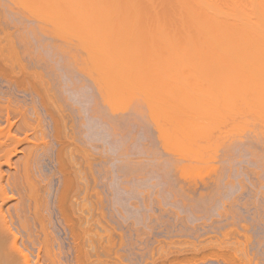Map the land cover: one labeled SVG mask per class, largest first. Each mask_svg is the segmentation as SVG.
Segmentation results:
<instances>
[{"label":"rangeland","instance_id":"374dc122","mask_svg":"<svg viewBox=\"0 0 264 264\" xmlns=\"http://www.w3.org/2000/svg\"><path fill=\"white\" fill-rule=\"evenodd\" d=\"M12 0H0V28H2L4 31H7V32H9V34L10 35H12V36H10L11 37V40L12 39H14L13 41H17V42H19V43H16V45H20V46H18V47H20V49H18L19 50V52L21 53V54H23V55H25V57H23V58H26V56H28L26 59L28 60L29 59V61H32L31 59L32 58H30V56H33L34 54V56H37V55H39L40 56V54H42V57H41V59H40V61L42 62V58H44V60H45V64H47L46 66H40V65H38V66H40L42 69L44 68V70H47V72H48V70H52V72L54 73V70H58V71H55V73L56 72H60V70H62L61 72H63L64 70H66V69H62L61 67H64L62 64H63V60L65 59L63 56H67V54H72L71 52L73 51L72 49H75V51H73V53L75 52V53H78V54H74V56L76 57H80L81 55H82V53H81V51H82V49H83V54H84V56L87 58V55L89 54V55H91L92 53L93 54H96V52L99 50V49H101L100 47L101 46H99V48H97L98 47V45H97V43H96V39H98V41L99 40H102L100 43H102V42H105V41H107V42H109V41H111V42H109L108 44H106L105 46L108 48V49H113L112 48V46H111V43L113 42V46H114V42L116 41V39H118L117 41H116V43H117V45H118V50H116V51H118V52H120L119 51V49H121V52L123 51V50H130V48L131 49H133L131 52L129 51V55H131V57H127V56H129V55H126L125 57H123V55H117L118 56V58H117V56L116 55H114L113 56V58H110L109 59V57L107 56V57H103V58H105V59H107L108 61H110L111 60V62H113L114 60L116 61V62H118L117 64H120V65H118V67L116 66L114 69H118L119 70V67L122 65L121 64V62L124 60L125 61V63H124V61H123V65L124 66H121V69L118 71V70H115V71H112L113 73L114 72H116V71H118L119 72V74L121 75V74H123L125 71H127L128 72V70H129V72L131 71L130 69H132V72L131 73H129V75H130V77L132 76L133 78L132 79H135L136 80V78H138L137 76H136V78L134 77L135 75L133 74V73H135L134 71H133V69L134 70H136L134 67H133V65L134 64H136V65H134V66H137L138 65V63H139V65L141 64L140 62H139V57L142 55V54H140V56H138V54H137V52H140V51H138L137 50V52H133L136 48L135 47H137L138 46V49H141L140 47H139V45H137L136 46V44L137 43H135L134 41H132V39H134V40H138V39H135V38H133V37H136V36H138L137 34L134 36V34L135 33H132L133 31L135 32V31H138V26H139V29L141 30V32L143 31L142 29H141V27L144 29V28H146V33H145V31H144V33L146 34L145 36H147V35H149L148 34V30L149 31H151V29H149V27H150V25H148V26H144L143 27V25L141 26L140 24L138 25V23H134V24H136V25H134L135 26V28H134V30L132 31V30H130V31H132V32H130L129 31V29L128 30H126L127 29V27L125 28V27H123V29H124V32H123V34L124 35H122V33H120V31H118L119 33H117L116 32V30H114V28H117V27H115L114 26V24L112 23H109V24H111V25H109L108 24V27L105 25V27H107L108 29H110V30H108V31H106L107 30V28H105L104 27V25H103V27H101V30L102 31H100V26H99V29H98V34H99V32H101V34H102V32H104L101 36H103V37H101V38H96L97 37V34H95L96 32H93L92 30H94V29H96L95 27H94V29H89V27L90 26H94L95 24H100V23H98V22H101L102 24H103V22H109V18L108 17H110L111 15H113V13H112V11H108L107 12V10H110V9H105V7L104 6H101V7H98V6H96V3L94 4L93 3V1L94 0H89L90 1V4H92V5H90V4H88L89 3V1L88 0H84L85 1V3L87 2V7H84L85 5H83L84 4V1L83 0H80V2H82L83 1V3H79V0H76L80 5V7L78 6V4L77 3H75V6L76 7H79L78 9L75 7V6H71L70 4L72 3V5H74V3H73V1L74 0H71L70 1V3H69V1L68 0H64V3L63 4H65L66 3V1H68L67 3L71 6V8L72 9H70L69 8V11L70 10H73V9H76V10H73V11H71L72 12V14H73V12H74V15H71V12L69 13V11L68 10H66V9H63L62 7H61V5L60 4H62V3H60L59 5H57L58 3H56V7H55V9H57L58 10V8H59V6L64 10V12H61V11H63L61 8H59L60 10H59V13L57 14V10H55L54 11V13L56 12V14L58 15H56L55 14V16H53V17H55V18H57V19H59V20H57V21H59V22H61L60 23V25L61 24H63V25H65L66 23H67V21H69L68 19H65V18H67L68 16L70 17V15H71V18H73V16L75 17L76 15H77V17H75V18H79V17H81V10L82 9H86V11H85V9L84 10H82L83 12H87V13H83V14H86V15H82V20H84V18H85V16H87V18H88V16L90 15L91 16V19H93V15L97 18L98 16H99V10L102 8V9H104V10H102L101 9V13L103 14V13H105L106 12V15H108V16H104L105 14H103V16H100L99 18H97V19H100V20H98V22L96 23L95 21H96V18H95V21H94V19H93V24H92V21H91V19H89V20H87V18L85 19L86 20V22H85V20H84V22L81 20V23H84L83 25H85V28H83L81 25V23L79 24V26L77 25V23L76 24H74V25H72V26H75V25H77L78 27H74L73 29L74 30H72L71 29V27L72 26H70V23L72 22V20H70V22H68L66 25H69L70 26V29H69V26H64V29H65V27H66V29H67V31L68 32H66V30H65V33L67 34V35H70V33H69V31H71V36H67V42H66V34L64 33V36H65V38H63L64 36L63 35H59V34H63L62 33V31H64L63 30V25H61L60 27H62L61 29H60V31L61 32H57V31H55L56 30V28L54 29V27L56 26L57 27V25L55 24L54 26L52 25V27L53 28H51V24H50V22L52 23V24H54V19L51 17L52 16V12H53V9H51V8H49V7H45V8H49V10L51 9V11L52 12H49V11H45L46 9H43L44 7H35V6H37V4L34 6V2H35V0H34V2L33 3H30L31 5L33 4V6H34V8H36V9H40V11L39 10H36L35 12H36V14H38L39 12H41V14L42 15H40L39 17H37L36 16V14H35V12H34V9L32 8L33 6H31V8L29 7L30 6V4L28 3V2H30V0L27 2L26 0V2L29 4V5H27V3L24 1V0H21L22 2H20L21 4H23V3H25L26 5H23V7L25 6V7H28V8H26L27 10H23L24 8H22V7H15V3H16V0H13L12 2H13V4H12V2H11ZM18 1H20V0H18ZM24 1V2H23ZM58 1V0H57ZM60 1V0H59ZM62 1V0H61ZM96 1V0H95ZM97 1H99V0H97ZM96 1V2H97ZM32 2V1H31ZM63 2V1H62ZM92 2V3H91ZM7 3H8V5L10 6V9H9V6H8V9L6 8L7 6H5L4 4H6L7 5ZM66 3V4H67ZM17 4V3H16ZM18 4H19V2H18ZM17 4V5H18ZM21 4H19L20 6H22ZM67 4V5H68ZM5 7H4V6ZM68 5V6H69ZM81 5L84 7H82L81 8ZM92 6L91 8H90V6ZM58 7V8H57ZM64 7V6H63ZM73 7H75V8H73ZM96 7H98L97 9H96V12L94 13V11H95V8ZM15 8V9H14ZM20 8V9H19ZM22 8V9H21ZM30 8V9H29ZM65 8H68V7H66L65 6ZM100 8V9H99ZM7 9V10H6ZM29 9V10H28ZM42 9H43V11H45L46 12V14L47 15H49L48 16V18L46 17V20L44 19L45 18V16H44V13H43V11H42ZM89 9V10H88ZM89 12H88V11ZM6 11V12H5ZM8 11V12H7ZM24 11V12H23ZM34 12V14H31V13H29V12ZM68 11V13L67 14H70V15H66L67 17H62V14H64V13H66ZM80 11V12H79ZM93 13V14H91V12ZM104 11V12H103ZM116 10H114V16H115V18H118V17H116L117 15L118 16H121L122 17V14H120V12H115ZM120 11V10H119ZM23 12V13H22ZM121 12H125V10L124 11H121ZM27 13V14H26ZM49 13V14H48ZM54 13H53V15H54ZM76 13V14H75ZM78 13H80V14H78ZM108 13V14H107ZM117 13H119V14H117ZM125 13H129V12H125ZM26 15V17H24L25 15ZM29 14V15H28ZM30 14H31V16H30ZM61 16H60V15ZM87 14H89V15H87ZM96 14H98V16L96 15ZM127 14H123L124 16L123 17H127ZM133 14V13H132ZM33 15H35L34 16V18H33ZM101 15V14H100ZM151 15H153V13H151ZM43 16V17H42ZM57 16V17H56ZM63 16H65V15H63ZM37 17V19H35ZM40 17H42L41 19H40ZM50 17V18H49ZM101 17H103V18H106V19H108V20H106V19H104L103 20V22L101 21L102 19H101ZM120 17V18H121ZM121 18L122 20L124 19V18ZM154 17V16H153ZM39 18V19H38ZM63 18V20L65 19V20H67V21H65L64 20V22H65V24L62 22V19ZM71 18H69V19H71ZM75 18H73V20H76ZM120 18H118V19H120ZM37 21H41V22H44L43 24H41L40 22H36L35 20ZM53 21H51V20ZM80 19V18H79ZM76 20L77 22H79L80 20ZM18 20H19V22H20V24H19V22H18ZM42 20H44V21H42ZM61 20V21H60ZM45 21H47L46 23H45ZM48 21H50V22H48ZM56 21V23L58 24L59 22H57ZM75 21V22H76ZM33 22H36V23H33ZM88 22H89V24H88ZM91 22V23H90ZM121 22V23H120ZM2 23V24H1ZM16 23H18L19 25V27L17 26V24ZM38 23H39V25H38ZM48 23L50 24V29H51V34L48 32L49 31V27H48ZM74 23V22H73ZM116 23V22H115ZM117 23H120V24H118L117 26H124V23L121 21V20H119V22L117 21ZM123 23V24H122ZM5 24H7L6 26L7 27H5L4 25ZM29 24H30V26H29ZM31 24H34V25H31ZM35 24H37L38 25V27L40 26L41 27V31H42V26H44L45 24L47 25H45V27H47L48 29H46V31H45V29H44V31L45 32H41L40 31V33L41 34H38L39 35V37L38 38H40V35H41V38H40V40H35L34 39V37H33V34H32V32L33 31H35V29H33L34 27H35ZM107 24V23H106ZM259 24H260V22H258V27L259 28H261L260 26H259ZM262 24V26H264L263 25V23H261ZM16 25V26H15ZM27 25V26H26ZM37 25H36V28L38 29V27H37ZM87 25V26H86ZM125 25H127V24H125ZM129 25H132V24H129ZM129 25H127L128 27H129ZM132 25V26H133ZM167 25H169V27L165 30L164 28H166L165 26H166V24H165V26H163L164 28H162L161 29V27L160 26H157L158 28L157 29H155V30H157L158 31V29H159V31L158 32H160L159 34H157V35H160V36H158V38L159 37H161V34H162V32H163V37H167V33L168 32H166L167 30L169 31H171V30H174V29H170L171 28V26H170V24H167ZM9 26V27H8ZM24 26V27H23ZM92 26V27H93ZM111 26H112V28H111ZM133 26V27H134ZM141 26V27H140ZM21 27V28H20ZM28 27L30 28V29H28ZM39 27V28H40ZM68 27V28H67ZM80 27H82V28H80ZM86 27H87V30H89V32L87 31L86 32ZM114 27V28H113ZM160 27V28H159ZM182 26H180V28H181ZM24 28H25V30H24ZM33 30H32V29ZM58 31H59V24H58ZM80 29V31H85V33H81L78 29ZM91 28V27H90ZM130 28V27H129ZM151 28H153L152 27V25H151ZM155 28H156V25H155ZM178 29V27L176 28L178 31H180L181 33L185 30V28H187V27H185V28H183V31H181L182 30V28L181 29ZM263 28V27H262ZM13 29V30H12ZM28 29V30H27ZM37 29H36V31H37ZM54 29V30H53ZM75 29H77V31L75 30ZM104 29V30H103ZM106 29V30H105ZM111 29H113L117 34H119V35H117V38H115V40L113 39V38H111L112 40H110L109 38L110 37H112L113 35L111 34V33H113L114 31L112 30L111 31ZM121 29V31H123L122 30V28H119V29H117V30H120ZM131 29V28H130ZM137 29V30H136ZM163 29H164V31H163ZM11 30H12V32H11ZM16 32H15V31ZM32 30V32H30L31 33V36H30V34H29V31H31ZM48 30V31H47ZM126 30V31H125ZM153 30V32L156 34V32L154 31V29H152ZM261 30V29H260ZM18 31H19V33H18ZM28 31V32H27ZM38 31H39V29H38ZM52 31H54V33H52ZM74 31H76V32H74ZM78 31H79V33H78ZM90 31H92V33L90 32ZM95 31V30H94ZM106 31V32H105ZM130 32L131 34H127V35H125L127 32ZM162 31V32H161ZM169 31V32H170ZM178 31H176V30H174L173 32H176V34H178L179 32ZM189 31V29L188 30H185V32H183L182 34L181 33H179V35H180V38L182 37L183 39H184V37L185 38H188V37H186L188 34H185V33H189L188 32ZM2 31H0V35H2L3 34V32L1 33ZM20 32H22V33H24L23 35H22V33H20ZM48 32V33H47ZM114 32V33H115ZM126 32V33H125ZM140 32V31H139ZM139 32H137L138 34H139ZM140 32V35H141V37L143 36L142 34H143V32L141 33ZM165 32H166V34H165ZM16 33V34H15ZM27 33V35H26V39H21L20 38V36L22 37H24L25 36V34ZM47 35H46V34ZM56 33V34H55ZM75 33L76 34H78V36H77V38L78 37H83V41L81 40V38L79 39V40H81V41H75L76 40V38H74L73 39V34L75 35ZM88 33H90V34H88ZM94 33V34H93ZM106 33H108V34H110V36H108V34H106ZM113 33V34H114ZM153 33V34H154ZM172 33V32H171ZM171 33H168V34H171ZM15 34V35H14ZM21 34V35H20ZM44 36H43V35ZM80 34V35H79ZM86 36H85V35ZM92 34V35H91ZM165 34V35H164ZM174 34V33H173ZM176 34H174V36L176 35ZM17 35V36H16ZM28 35L32 38V40L30 41V37H28ZM50 35V36H49ZM52 35V36H51ZM89 36V39L87 38L88 36ZM90 35H91V37H94L93 38V40H92V38L90 37ZM96 35V36H95ZM105 35H107V39L106 40H103L104 38H106V36ZM115 35V34H114ZM128 35H130V36H128ZM150 35H151V33H150ZM149 35V36H150ZM157 35H156V37H155V35H151L150 36V38H148V37H143V38H141L140 36H139V40L137 41V42H139L138 44H142L144 41H145V43H146V41H147V43H148V41H149V39L151 40V42H153V44L152 45H155V42H156V44H157V40H155V39H157ZM172 35V34H171ZM171 35H169V36H171ZM179 35H178V37H179ZM185 35V36H184ZM3 36V35H2ZM57 36V37H56ZM118 36H124V37H118ZM152 36H154V37H152ZM174 36H171L172 38H174ZM16 37V38H15ZM43 37V38H42ZM53 37V38H52ZM60 37H62L63 39H64V41H63V39L62 38H60ZM68 37H72L71 39L69 38L68 39ZM76 37V36H75ZM85 37H86V40H88V42H89V44H91V45H94L93 46V48H92V46L91 47H87V46H85V42H84V40H85ZM98 37H99V35H98ZM113 37H116V36H113ZM126 37H128L127 39V42L129 41V42H131L130 44H129V42L127 43L128 44V47H129V49H127V48H125L127 45H126V42H125V40H126ZM163 37H161V38H163ZM176 37V36H175ZM177 37V38H178ZM1 38V37H0ZM18 38V39H17ZM59 38V39H58ZM119 38H121V39H123V38H125V40L123 41L122 40V42H121V39H119ZM132 38V39H131ZM141 38V39H140ZM153 38V39H152ZM155 38V39H154ZM168 38V37H167ZM171 38V39H172ZM177 38H174V40H175V42H172V41H174V40H172L171 41V39L168 41V39H166V38H163V41H164V39H166L164 42L166 43V45L169 47V48H167L166 47V49L168 50L169 49V51H170V53L168 54V56H166L167 55V53H165V51L163 52V54L166 56V57H168L167 58V60H166V62H167V66H169V62H170V60H171V56H172V58H175V59H172L171 60V62H170V66H169V69L167 70V71H169L168 72V74H166V73H164L165 71H164V69L166 70V68H168L167 66H166V68L164 67V65H165V63H164V61L163 60H165L166 59V57L164 56V58L162 57V52H160V50H161V48H162V50L165 48L164 46H165V44L161 47V45L164 43H158V45H160V47H158L157 45H155V46H157V47H150V44L148 43H146L147 44V47L149 48L150 47V49L152 48V49H158V48H160V50H155L156 52H155V55L153 56V57H155L156 56V58H154V60L152 59L153 57L152 56H150V53L148 52L147 54H149V57H150V59L149 60H153L154 62L155 61H157V60H155V59H157V57H159L160 55H161V57H159L160 58V60L161 61H157L159 64H160V62H162L163 61V63L162 64H158L157 62V64L155 65L154 63H152V62H150L151 64H149V63H147L146 62V69H148V68H150L149 67V65L151 66V67H155V70H156V66L157 65H159L158 66V68L159 69H161L162 68V70H160L161 72H159L158 70H156L155 71V75H159L158 73H161V75H162V72H163V77H164V79L165 78H168V75L169 76H171V78L173 79V80H175V78H176V76H177V74H176V71L177 70H180V69H187V64H189V63H191V64H189L188 66L191 68V66H193L192 68H195V69H197V71L194 69V70H192L191 69V71H193L194 72V74H192V78H191V76L189 77V74L188 73H190L189 71L188 72H186L187 70H185V72L186 73H184V70H183V74H188V75H184V76H187V77H189L190 79H189V85H188V83H186V82H188V81H186V80H188L187 79V77H184V76H181L182 75V73H180V72H178V74L180 73L181 75V78L183 77L184 79H185V81H184V79H182V80H179L180 79V76H177V78L176 79H178L179 80V82L178 83H180V84H178L176 81H173V80H170L171 78H168L167 80H169L170 82L172 81V85H170L169 83V81L167 82L168 84H169V87L171 86H173L174 84H178L177 86H179L180 85V90H182L183 89V85H181V84H183L184 82V84H186V85H188L189 87V89H190V84H192L193 85V81L192 80H196L195 81V87L196 88H193V87H191L192 89H195V92H193L194 94H193V96L194 95H198V96H196V97H201V93L203 92V94H205V90H207V92H206V95H207V93H208V95H210V93L209 92H214L215 93V91L214 90H216L217 89V91H220L221 93L220 94H222V96L219 94L218 95V97H223L224 98V101H226V100H228V101H230V102H232L231 100H233V102L232 103H234V100H236V98H234L235 96H237V98L239 99L240 98V100L241 101H243L244 103L246 102H248V108H249V102L250 101H255V100H257V101H259L258 102V104L259 103H262L263 104V106H264V100L262 101V99H264V94H262V93H264V91L263 92H261V94H260V92L259 93H257V98L258 99H255L256 97H254V100H253V98H252V100L250 99V101H249V99H247V101L246 100H243L242 98H247V97H245V96H247V95H245L244 97H239V95L238 94H236V93H233L234 91H233V85H236L235 87H236V89H234V90H237V89H239L240 87H238L237 86V84H234V81H236V78H235V76L237 75V70H236V68H234V70L233 69H231L230 67L233 65H235L236 63H232L233 62V58H236L233 54H231V52H229L230 54H231V56H230V54H227V52H224V53H226V54H224V53H221V50L222 49H220L221 48V46L219 45V48H217L218 46V44H216V46L217 47H215V45H213L214 47H215V49L213 48V47H210V48H212V49H214V51L216 50V49H218L217 51H215V52H220L221 53V55L219 54L218 55V53L216 54V56H214L213 58L214 59H220L221 61H222V54H224V56L226 55L228 58H224L223 60H224V62L227 60V59H231L232 61H227L228 63H231L232 65H229L227 62H225V66H223V68L221 67V69H224V70H221V72H218V71H216V70H218V69H212L211 68V70H214L215 72H217V73H221L222 74V76L220 75V76H217V74H215L216 76H215V78L213 77L214 75H212V77L214 78V82H213V78H210L209 77V75H208V73H207V71L209 70V66H206V65H204V66H200L201 64H199L200 62H202V64H206V60H208L209 59V56H213V55H215V53L213 54V52H211V51H213V50H211V51H208V52H204V51H202L201 52V54H206V55H208L207 57H205V56H202L201 54L199 55V56H202L201 58L202 59H204V60H202L200 57L197 59V57L196 56H198V55H196L197 54V52H200V50L198 51V49L196 48V47H194V43H197L196 41L193 43V42H190V41H192V40H190L189 39V42H190V44H188V43H186V42H188V41H186L185 39V43L186 44H183V47H182V45L180 46L179 45V47H178V43L179 42H177L178 40H177ZM180 38H179V41H180ZM199 38V37H198ZM41 39H43V40H41ZM46 39V41L45 42H48V43H45L44 45L45 46H47V49L45 48V46L43 45V43H44V40ZM54 39V40H53ZM73 39V40H72ZM92 41H94V39H95V41L93 42V44H92V42H91V40ZM144 39H148V40H143ZM196 39V38H195ZM22 40V41H21ZM24 40V41H23ZM26 40H28V42L26 41ZM53 40V41H52ZM57 40V41H56ZM59 40V41H58ZM69 40H72L73 41V44H71V43H69L68 41ZM140 40H141V42H140ZM197 40V39H196ZM30 41V42H29ZM36 41V42H35ZM40 41V42H39ZM66 42V43H59V42ZM72 41H70V42H72ZM74 41L75 42H82V45H83V43H84V45L83 46H85L84 48L81 46V47H79V45H77V43H76V46L78 47V48H80V49H78V48H76V47H74V48H72L74 45H75V43H74ZM162 40L160 39L159 40V42H161ZM203 40H201L200 41V39H199V42L198 43H200V42H202ZM260 41H262V40H260ZM260 41H259V39H258V41H257V44L256 43H253V46H254V48H253V50L255 49V51L256 50H258V49H260L261 50V46L262 45H264V43H260ZM21 42V43H20ZM24 42H25V44H24ZM35 42V46L36 47H39L38 49L36 48V47H34V45H32V46H30V45H28V43L30 44H33ZM41 43L42 42V45L41 44H37V43ZM53 42V43H52ZM56 42L57 43H59V45L60 46H58V44H56ZM87 42V41H86ZM120 42V43H119ZM125 42V43H124ZM135 44H134V43ZM167 42H171L170 44H168ZM177 42V46H176V44H174V43H176ZM259 42V43H258ZM3 43H4V40H3ZM71 44V46L69 45V44ZM97 45L96 47H95V44ZM99 43V44H100ZM116 43H115V46H116ZM123 43H124V45L125 46H123ZM181 44H182V42H180ZM192 43V44H191ZM245 43H247V44H249L250 42H242V44H245ZM22 44V45H21ZM46 44H48V45H46ZM52 44V45H51ZM64 44H66L65 46H64ZM87 45H88V43H86ZM121 44V46L123 47H121L120 48V45ZM132 44H134V46L135 47H133L132 46ZM201 44H203V43H201ZM201 44H196V46L197 45H200L201 46ZM246 44V46L245 47H247L248 45ZM260 44V45H259ZM262 44V45H261ZM24 45V46H23ZM55 45H57V46H55ZM67 45H69V46H67ZM80 45H81V43H80ZM101 45V44H100ZM108 45V46H107ZM145 45V44H144ZM149 45V46H148ZM171 45H173V46H176V49H177V47H178V49H177V51L176 50H174V49H170L171 47L173 48V46H171ZM188 45H190V46H187ZM249 45H251V43L249 44ZM258 45V46H257ZM51 46V47H50ZM55 46V47H54ZM62 46V47H61ZM67 46V47H66ZM90 46V45H89ZM102 46H103V43H102ZM141 46V45H140ZM259 47V48H257V47ZM25 47V49H23ZM27 47V48H26ZM32 47V48H31ZM34 47V48H33ZM56 49V51L54 50V48ZM86 47H87V49H90V48H92V50H94L93 52H91L90 50H86ZM106 47H104V49L106 48ZM143 47H146V46H143ZM182 47V48H181ZM192 47L195 49H197L196 50V53L194 52V50H192L191 52H190V50H189V53H188V55L191 53L192 55H189L188 56V58H190L191 56H195L194 58L193 57H191L190 58V60H188V58H187V55H185V53H187V52H184L183 50L184 49H186L185 51H188V49L187 48H191L192 49ZM251 46H249V48H250ZM58 48L60 49V50H64V52H65V54H64V52H60L59 50H58ZM62 48V49H61ZM66 48H71V50H69V52H67L68 51V49L67 50H65ZM135 48V49H134ZM179 48H181L182 50H180ZM209 48V49H210ZM31 49H33L32 51H31ZM54 51H53V50ZM76 49H78V50H76ZM97 49V50H96ZM123 49V50H122ZM203 49H205V51H206V49H207V47H205L204 45H203V48H202V50ZM244 49H246V48H244ZM252 49V48H251ZM264 46H263V48H262V50L259 52V55H260V57H262V59H264V54L262 55V53H264ZM22 50V51H21ZM30 50V51H29ZM46 50H48V51H46ZM49 50L51 51V52H56V53H51V52H49ZM57 50H58V52H57ZM89 51V53L88 54H86V52L84 53V51ZM103 50V49H102ZM107 50V49H106ZM114 50V49H113ZM144 50V52L146 51L145 49H143ZM149 50V49H148ZM154 50H152V52L154 51ZM161 50V51H162ZM208 50V49H207ZM253 50H248V51H244L245 52V54H249L248 56H250V54L251 55H253V54H255L254 53V51ZM36 51V52H35ZM76 51H78V52H76ZM80 51V52H79ZM99 51H101V50H99ZM105 51V50H104ZM109 51V50H108ZM107 51V52H108ZM142 51V50H141ZM169 51H166V52H169ZM176 52V54H175V52ZM180 51V52H179ZM252 51H253V54H252ZM259 51V50H258ZM258 51H256L257 53H256V55H253V56H256L255 58L252 56H250L251 58H254V61H255V59H256V65L258 64L260 67H261V63L263 62V65H264V61L261 59V58H259V59H261V60H259L258 59V57H259V55L257 56V54H258ZM263 51V52H262ZM24 52V53H23ZM26 52V53H25ZM32 52V53H31ZM95 52V53H94ZM101 52H103V51H101ZM100 52V53H101ZM110 52H113V51H110ZM125 52V51H124ZM144 52H142V53H144ZM160 52V53H159ZM174 52V53H173ZM183 52V53H182ZM209 52H211V54L209 53ZM247 52H249V53H247ZM31 53V54H30ZM36 53H38L37 55H36ZM63 54V55H60V54ZM80 53V54H79ZM100 53H98L97 52V54L94 56V58H93V56H92V58L94 59H92V58H90V59H92V62L94 61H96V63L98 62V65H101V64H103L104 65V67H103V65L102 66H100V67H98L97 66V64H95L94 62V64L98 67V69L100 68L101 70L100 71H102V67H103V69H105V70H103V72L105 71V73L106 74H110V75H108L109 76V79L111 80V82L113 83V86L115 87V85H116V78L114 77L115 75H117V74H115V75H113V73L111 72V68H113L112 66H111V64H113V63H111L110 64V62H108L107 60H105V62L104 61H101V58H102V56L103 55H100ZM133 53H136L137 55H133ZM158 55H157V54ZM177 53L178 54H180L181 55V57L183 56L182 54H184L185 56H183V58H185L186 60H188V61H190V62H188V61H186V60H184L183 62H182V60L181 59H183V58H179L178 56V58L177 57H174V55H177ZM193 53L195 54V55H193ZM261 53V54H260ZM28 54V55H27ZM30 54V55H29ZM45 54V55H44ZM50 54H51V57L53 56V54H54V56L52 57V58H49L50 57ZM86 54V55H85ZM103 54V53H102ZM147 54H146V57H147ZM152 54V53H151ZM160 54V55H159ZM210 54V55H209ZM73 55V54H72ZM97 55H99V57L97 56ZM109 55V54H108ZM169 55H170V57H169ZM217 55L218 56H221V57H219V58H216L217 57ZM229 55V56H228ZM262 55V56H261ZM60 56H62V57H60ZM68 56H70V55H68ZM83 56V55H82ZM82 56H81V58H82ZM101 56V57H100ZM119 56L120 57H122V58H124V59H122V58H120L119 59ZM135 56H138V58L137 59H139L138 61H137V59L135 58L134 59V57ZM143 56H144V54H143ZM55 57V58H54ZM152 57V58H151ZM245 57V56H244ZM99 58H100V60H99ZM102 58V59H103ZM117 58V59H116ZM128 58V59H127ZM130 58H131V60H133V61H131L130 60ZM142 58H144V57H142ZM159 58H158V60H159ZM210 58H212V57H210ZM247 59H249V57H246ZM26 59H24V61L26 60ZM47 59H48V62H52L51 64L50 63H48L47 62ZM51 59H53V61L51 60ZM89 59V60H90ZM97 59V60H96ZM119 59V61H117ZM126 59V60H125ZM177 59L178 60H181V61H177ZM197 59V61H195V60ZM246 59V60H247ZM257 59H258V62H257ZM26 60V61H27ZM43 60V61H44ZM100 62H99V61ZM104 60V59H103ZM113 60V61H112ZM127 60H130L131 62H134V63H131L130 61H127ZM137 61L136 63H135V61ZM144 60V59H143ZM142 60V61H143ZM148 60V59H147ZM147 60H145V61H147ZM193 60V61H192ZM199 60H201V61H199ZM211 61L213 60V59H210ZM210 60L208 61V63L210 64V65H212L211 64V62H210ZM23 61V62H24ZM29 61H27L28 63H26V62H24V63H26V64H30V66H27V67H30V71H31V68L34 66V65H32V64H34V63H30ZM57 61V62H56ZM107 61V62H106ZM141 61V62H142ZM144 61V62H145ZM169 61V62H168ZM203 61H205L204 63H203ZM216 61V60H215ZM252 60L250 59L249 60V62H251ZM254 61H252V62H254ZM260 61H262L261 63H260ZM127 62V63H126ZM129 62L131 63L130 65H129ZM174 62V63H173ZM176 62V63H175ZM177 62H180V63H177ZM182 62V63H181ZM185 62L187 63L185 66L186 67H184V64H185ZM192 62H196V64H194L193 65V63ZM197 62H199V63H197ZM216 62H218V61H216ZM247 62V61H246ZM249 62H247V63H249ZM42 63H39V64H42ZM55 63H57V66H56V64ZM58 63H60V64H58ZM62 63V64H61ZM101 63V64H100ZM105 63H106V65H105ZM107 63H109V65L111 66V67H109L108 68V66H107ZM213 63H214V60H213ZM222 63V62H221ZM220 62H218V64H221ZM147 64H149L148 66H147ZM172 64H174V65H172ZM181 65V68H180V65ZM198 64H199V67H198ZM215 64V63H214ZM214 64H213V66H214ZM240 64V63H239ZM239 64H237V65H239ZM261 64V65H260ZM36 65V64H35ZM50 65H52V67H50ZM54 65V66H53ZM59 65V66H58ZM62 65V66H61ZM113 65V66H114ZM128 65H129V67H128ZM138 65V67H139V70H142V71H144V65H143V62H142V67H140ZM217 65V64H216ZM227 65H229V66H227ZM236 65V66H237ZM249 65V64H248ZM262 65V66H263ZM5 66H7V64L5 65ZM10 65H8V67H9ZM32 66V67H31ZM48 66V67H47ZM173 66V67H172ZM179 66V67H178ZM195 66V67H194ZM222 66V65H221ZM227 66V67H226ZM235 66V67H236ZM8 67H6V68H8ZM15 67H18V66H15ZM15 67H13V68H15ZM35 67H37V65L35 66ZM46 67V68H45ZM57 67H58V69H57ZM122 67H125V69L124 68H122ZM131 67V68H130ZM133 67V68H132ZM148 67V68H147ZM163 67H164V69H163ZM172 67V68H171ZM174 67H176L177 69H175ZM205 68V70H204V68ZM206 67H208V69L206 68ZM210 67H212V66H210ZM217 67H219V65L217 66ZM242 67V66H241ZM11 68V71L13 70V68L12 67H10ZM40 68V70H42ZM54 70H53V69ZM107 68H108V70H109V72L107 73ZM126 68L128 69V70H126ZM157 68V69H158ZM173 68L176 70H174L173 71ZM199 68V69H198ZM216 68V67H215ZM262 68H264V66L262 67ZM36 68H33L32 70H35ZM39 69V67L37 68V70H35V71H40V70H38ZM97 69V68H96ZM122 69H124L125 71H122ZM154 69V68H153ZM200 69H203V73H204V71H206L204 74H202V71L200 70ZM207 69V70H206ZM225 69L226 70H228V71H226V72H224L225 71ZM29 70V69H28ZM43 70V71H44ZM188 70H189V68H188ZM211 70L209 71L210 73H211ZM231 70V71H230ZM14 72H18L19 71V69H17V68H15V70H13ZM43 71H41V72H43ZM49 71V72H50ZM67 71H69V70H67ZM97 71H99V70H97ZM123 72V73H121V72ZM180 71H182V70H180ZM198 71H200V72H198ZM235 71V72H234ZM45 73H46V71H44ZM43 72V73H44ZM60 72V73H61ZM138 72L141 74V72L140 71H137V74H138ZM146 72V71H145ZM151 72V71H150ZM153 72V71H152ZM151 72V73H152ZM156 72H157V74H156ZM172 72L176 75H171L172 74ZM197 72V73H196ZM214 72V73H215ZM223 72H224V75H225V77H223ZM51 73V72H50ZM49 73V74H50ZM100 73V72H99ZM102 73V72H101ZM105 73H103V74H105ZM143 73V72H142ZM148 73H149V71L146 73L147 75H148ZM154 73V72H153ZM152 73V74H153ZM207 73V75H208V77L207 78H209V79H205L206 78V76H204L205 74ZM232 73H236V75L233 77V75H230V74H232ZM136 74V73H135ZM140 74H138V76L140 75ZM145 74V73H144ZM145 74V75H146ZM165 74V75H164ZM191 74V73H190ZM200 74V75H199ZM15 75V74H14ZM111 75L113 76L112 78H111ZM120 75H117V79H118V76H120ZM146 75V76H147ZM161 75H159L160 77H162ZM166 75H167V77H166ZM196 75H199L200 77L198 78V76H196ZM142 74L140 75V79H141V81H140V79H139V82L138 81H135V82H137L138 84H136L135 86H139V89H136L137 87H133V86H131V88L133 89H131L132 90V92L135 90V94H134V92H133V94H130V93H132V92H129V95L128 96H130V97H126V95L128 94V92L126 93L125 92V98H124V93H122V95L121 94H119V95H116L115 97H114V99H113V102H114V104H112V106H114V107H112V108H114L113 110H110V111H108V110H106L104 107H103V105L100 107V109L102 110V111H104V112H106L107 113V115H108V117H109V115H110V117L108 118V117H106V115H103V113H98V116H100V114H102L100 117H106L107 119H108V121H110L111 120V122H108V121H106V118L104 117H102L101 118V120H102V124L103 125H101L100 126V128H98V133L96 134V140H95V142H94V145H92V144H90V142L87 140V138L83 135V134H81L80 136L82 137L81 138V140H85V138H86V140H85V143L83 142V141H81V142H79L81 145H82V147H84V148H82V149H85L86 148V154H81L82 156H85V157H80L81 159H82V161H83V164H85L84 162H87V159H89L90 160V157L92 156L91 154H94L93 155V159H92V157H91V159L93 160H90V162L92 161V162H94L95 161V163H93V167H94V170H96L95 172H96V174H95V172L93 173V175H94V177H96L95 179H94V181L91 179L92 177H90L91 175H89L90 173H89V170L87 171V164H85V165H83L82 164V162H81V164H80V167H81V169H83V170H81L82 171V173L83 174H80V175H82L83 177H85L84 175H86V178L85 179H83L81 176H80V178L77 180V181H79V180H81V182L79 181L78 182V184H80V186H79V190H80V188H81V190L79 191V190H77V192H79V193H74L75 194V196H74V194H73V197L74 198H76V199H74L72 196V202L71 203H80V205H81V207L82 206H84L85 205V203L87 204V205H89V204H91V199L93 200V202H94V199H95V203L96 204H94L95 205V221H93V222H91V220H90V215H89V213H88V211H86L87 209V207L85 208H83L82 207V209H83V211H76L77 213H78V217H77V222L80 224H82V225H80V229H79V231H81V232H79V234H81V235H79V240H77L76 242L77 243H79V245H80V252H81V255H79L80 254V252H78L77 254H76V251L74 250V240L72 241V238H71V236H69V234H68V232H66V230H65V226H63V224H59V223H61L60 221L58 222V220L59 219H57V211L55 210V206L53 205L54 204V201H55V195H53V194H55L56 192L55 191H57V188H59V185H60V178L59 177H61V175L59 174V173H57V172H55V174H52V173H54V171H53V168H54V166L56 165L55 164V157H53V154L55 153L54 151H56V149L53 151V149L57 146V142H56V139H55V144H52L53 143V141H54V136H53V130L51 129L52 128V125H51V127H46V126H48V123H50V124H52L50 121H51V119H49L48 117H46L47 116V114H44L43 113V111L44 110H42L41 108H42V106H41V104L40 103H38L39 102V100L38 99H35V101H34V99H32V97H30V98H28L27 96H25L24 95V98L25 99H32L33 101H32V103H33V105H32V107H34V106H39V107H37L38 109H41L42 110V113L45 115L43 118V120H45V121H43L42 122V126H43V124H46V128L43 126V128H45V130H44V133H45V131L47 132V133H45L46 135H45V137L47 138V135L48 136H50V137H48L47 139L46 138H44L45 139V142H46V144H47V141H49V144H50V142H51V144H50V150H48V148H47V146L48 145H46V148L45 149H43V148H40V147H43L44 145V143H42L41 142V144L43 145H41V146H39V148L37 149V151L38 152H40V150H41V152L43 151V150H47V153H46V151H43V154H48L49 156H47V155H43L42 157H41V153L39 154V156H38V158L39 157H41L40 159H43V160H40L39 161V159H38V161H39V164H38V162H37V164L38 165H36L37 167L39 166V169L40 170H38L36 167V171L35 172H37L38 173V171L40 172V176L42 177V178H45V179H43V181H42V178L40 177L38 180H41V182L43 183H46L45 185H44V183H43V185H41V187H42V193H41V195L43 194V195H45V199H46V201H45V199H43V201H45L44 203H46L45 204V206H46V208H48L47 210H46V208H44L42 211H43V214L45 213V216H47V215H49V216H47V217H49L50 218V221L52 222V224H50L51 222H49L48 224H50V228H49V230H50V232H51V234L50 235H52V237L55 239L53 242V245H54V252L57 254L56 256H58L57 257V263L56 264H60V262L62 263V264H264V129H263V124H264V109L262 110V108H263V106H261V104H259L260 105V108H259V113H258V111H257V115L258 116H255L256 115V110H257V101L256 102H251V103H253V105L255 104L256 105V110H254V112H250L249 114H254L253 116H255V117H253L252 115H248V114H246V112L248 113L249 112V110H247V109H245L244 107H242L244 104H243V102H238V101H240V100H238L237 99V101H235L236 103H235V105L233 104V105H230V106H225L227 103L226 102H228V101H226L225 102V104H224V101L223 102H220L222 105V107H221V110H223V112L224 111H228V109L230 108H232V110L230 111H228V114H226L227 112H224L225 113V116L222 118L223 120H221V119H219V120H217V122L216 123H218V122H224V123H226V124H224V125H222V126H224V127H222L221 126V124L222 123H218V124H216L215 125V127H216V131H218L219 130V128H220V130L218 131V132H215V134L213 135V137H211L212 139H214V138H216V140H218L219 141V143H218V141L216 142V141H214V140H212L211 138H210V140H204V139H202V140H200L199 142H200V145H202V146H199V142L197 143H193V144H189V145H191V146H189L188 144H186V143H183V139L186 137V135H185V133L187 134L188 133V131H189V129L190 128H193V126H194V124L196 125L197 123H196V121H198V122H200V117L199 116H195V118H192V115L191 114H189L188 112H187V114L185 115V111L184 110H186L187 108H185V107H183L184 108V110H183V108L181 109V110H183L182 111V113L184 114H182L181 115V113H180V108H179V106H181L180 104L182 103H184L185 105H182V106H187V104H188V101L186 100V99H188L189 98V100H190V98L191 97H189L191 94V91H193V90H189V91H187V90H185V89H187V87L185 86L184 87V90L183 91H186L187 93H185V94H188V95H184V101H182V99L183 98H181L180 99V97H183L182 95V93H183V91H182V93H181V91H178V93H176V91H177V89H178V87L177 86H173L171 89L169 88V91H168V89H164L163 90V88H165L163 85L160 87L161 89H162V91L161 92H163L162 94L160 93V95L158 96V94H159V92H160V88H159V91H158V87H156L157 88V91H158V93L156 92H151L150 91V89H152L153 88V91L156 89L155 87H152L151 86V84H154V86L155 85H158V83L157 84H155V83H146L145 81L147 80L148 81V79L146 78V76H142L145 80H142ZM149 78L151 79V78H153V76L151 77V75L149 74ZM175 76V77H174ZM193 76H195L196 78L195 79H193L194 77ZM201 76H203V77H201ZM163 77H162V79H163ZM217 77H220L221 79H219V78H217ZM231 77V78H230ZM115 78V79H114ZM154 78H155V76H154ZM153 78V79H154ZM198 78V79H197ZM203 78L205 79V81L207 80V82H206V84H204L205 86H206V88L204 87V85H202V87H198V86H196V84H198V85H200L199 83H201L202 84V82L203 83H205V81L203 80ZM225 78V79H224ZM235 78V80H233ZM54 79V78H53ZM113 79H114V81H115V84H114V82H113ZM149 79V80H150ZM152 79V80H153ZM163 79V80H164ZM199 79H201V82H197ZM229 81V80H231L232 82H227V80ZM55 80H57V79H54V82H55V84H56V86H57V88L58 87H60V85L58 84V80L57 81H55ZM151 80V81H152ZM155 81L157 80V77H156V79H154ZM160 80V81H159ZM166 80V79H165ZM166 80V81H167ZM177 80V81H178ZM217 80H220L219 82H217ZM226 80V81H225ZM166 81H163L164 83H166ZM181 81H184L183 83L181 82ZM190 81H192V82H190ZM1 82V81H0ZM135 82L133 83V84H135ZM142 82V83H141ZM153 82V81H152ZM157 82H159V84L160 83H163L162 81H161V78H158V81ZM209 82H212L213 84H211V83H209ZM215 82H217L216 84H215V86H217V87H213L214 86V83ZM220 82H221V84H220ZM222 82H224L225 84H223ZM2 83V84H1ZM0 83V90L2 91L3 89L4 90H9V88L8 87H5V86H8L7 84H5L6 82H1ZM5 84V86H4V84ZM163 83V84H164ZM174 83V84H173ZM207 83H209V84H207ZM226 83H230L229 85L228 84H226ZM235 83H237V81L235 82ZM141 84V85H140ZM143 84V85H142ZM149 85V86H147V85ZM223 84V85H222ZM1 85H3V86H1ZM144 85H145V87L147 86V89L144 87ZM164 85H166V84H164ZM193 85V86H194ZM207 85H209V86H207ZM212 85V86H211ZM225 85V86H224ZM140 86H142V87H140ZM151 86V87H150ZM201 86V85H200ZM221 86H223V87H221ZM228 86V87H227ZM4 87V88H3ZM163 87V88H162ZM168 87V86H167ZM166 87V88H167ZM218 87H220V88H218ZM227 87V88H226ZM5 88H7V89H5ZM14 88H16V87H14ZM140 88H141V90L142 89H144V91L142 92L141 90H140ZM148 88H149V91H148ZM173 88H175V89H173ZM197 88H199L198 90H197ZM207 88H214V89H210V91H208V89ZM226 88V89H225ZM202 89V90H201ZM205 89V90H204ZM223 89H225V90H223ZM229 89H231V90H229ZM4 90H3V92H4ZM7 90V91H8ZM16 90H18V92H20V93H16ZM15 90V92H12L11 90L9 91V95H10V92H12V94H14L15 93V96L17 95V98H15L17 101H19L18 103H20V104H23V102H25L26 100L24 99V101L22 100L23 99V93L24 92H22V90H20L19 91V89H16ZM57 90H60L59 88L57 89ZM130 90V89H129ZM136 90H138V91H140L139 93L140 94H142L143 95V93H144V95L145 94H149L147 97H149V96H152L154 93H155V96H153L152 97V99H153V101H150V98H149V100H146V99H148V98H145L146 97V95L144 96L143 95V97L145 98L144 100L145 101H148V102H145V101H143V99H142V97H140V95L139 96H137V94H139L138 93V91H136ZM145 90H147L146 92H145ZM167 90V92H165ZM174 90H175V92H174ZM179 90V89H178ZM204 90V91H203ZM0 91V92H1ZM13 91H14V89H13ZM202 91V92H201ZM222 91H225V92H228V93H226V94H223L222 93ZM230 91V92H229ZM136 92H137V94H136ZM142 92V93H141ZM170 92L173 94H170ZM198 92V93H197ZM199 92H201V93H199ZM59 94H60V92H58ZM168 93V94H167ZM181 93V94H180ZM5 94V95H4ZM178 94H179V96H178ZM190 94V95H189ZM233 94H236V95H233ZM260 94V95H259ZM0 95H1V97L2 96H6V91L4 92V93H0ZM121 95V96H120ZM133 95V96H132ZM138 97V100L137 99H135L134 97H136V96ZM141 95V96H142ZM162 95H164L165 97H167L168 98V96L171 98H168V99H166L167 101L168 100H172L171 101V103H168L167 101L164 103V102H162L163 100H162ZM167 95V96H166ZM171 95H172V97H171ZM181 95V96H180ZM205 96V95H202L203 97H201V98H199L198 100H197V98L195 97H192L191 98V100H197V101H199L200 102V99H207V98H209V96ZM226 95V97H224ZM229 95V96H228ZM255 95V94H254ZM253 95V96H254ZM12 96V95H11ZM14 96V95H13ZM12 96V97H13ZM22 96V97H21ZM118 96V97H117ZM156 96H158V98H159V100L158 101H161V102H157V98H156ZM206 98H205V97ZM227 96H228V99H226L225 100V98H227ZM248 96H249V98L252 96V94L250 95V94H248ZM262 96V97H261ZM21 97V98H20ZM124 99H123V98ZM133 97V98H132ZM141 99H140V98ZM176 97V99H179V100H177V101H179V102H175L176 101V99H174ZM177 97H179V98H177ZM217 97V100L218 99H220V98H218ZM230 97V98H229ZM231 97L232 98H234V99H231ZM14 98V97H13ZM34 98H37V97H35L34 96ZM116 98H117V100H116ZM122 99L121 100V103H120V100H118V99ZM128 98H130L129 100H126V99H128ZM19 99V100H18ZM27 99V101H29L30 103H31V100H28ZM132 99V100H131ZM135 99V100H134ZM139 99H140V101L142 100V102H139L140 103V107L141 106H145V108L147 107V111L148 112H146L147 114L148 113H150V115L151 116H149V115H147V116H149L148 118H149V122H148V118L146 117L145 118V112H143V109L144 108H140V107H138L137 105L139 104V103H137L138 101H139ZM229 99H231V100H229ZM23 102H22V101ZM38 100V101H37ZM115 100V101H114ZM126 100V103H123L124 101ZM134 100V101H133ZM137 100V101H136ZM154 100L156 101V103L154 102ZM181 100V101H180ZM205 100L203 101L202 100V102L201 103H197V101H196V106H194V107H197V108H199L200 107V105H202L199 109H197V110H200V112H202V111H204V109H202V107H206V105H207V102H205ZM207 100H209V99H207ZM261 100V101H260ZM25 102V104H23L24 106L27 104V108H29L31 105L29 104L28 105V102ZM37 101V102H36ZM119 101V103H117ZM133 102L134 104H135V106H134V104L132 103V105H131V102ZM150 101V102H149ZM187 103H186V102ZM22 102V103H21ZM112 102V103H113ZM152 102V103H151ZM175 102V103H174ZM204 102H205V104L206 105H203L204 104ZM229 102V103H230ZM31 103V104H32ZM64 103V102H63ZM65 103H66V107H64L66 110L68 109L69 111L68 112H66V115L67 114H69V115H67V116H71L72 118H73V122H75V123H78L79 121L78 120H80L82 117L84 118V121H86V119H85V116H86V114H87V112L86 111H84L83 112V110L81 111L82 112V114H81V118L79 117V115L78 114H80V113H77L76 114V112L78 111V110H76L74 107H73V105L72 104H68V105H72L71 107H68L67 106V103L68 102H66V100H65ZM65 103L63 104V106H65ZM141 103H143V104H141ZM147 103L150 105V104H158V107L160 108H157V105L156 106H153V105H151V106H149V105H147ZM161 103H164V104H171L170 105V108L167 106L166 107V109L165 108H163V105L164 104H161ZM173 103H174V106H176V103H179V105H177V108H179V109H177V108H175L174 109V106H172L173 105ZM231 103V104H232ZM250 103V105H251V107L253 106L252 104ZM19 104V105H20ZM36 104V105H35ZM57 104V103H56ZM86 104V103H85ZM119 104V105H118ZM127 104H130V105H127ZM144 104H146V105H144ZM224 104V105H223ZM239 104V105H238ZM240 104H243V105H241L240 106ZM23 105H21V106H23ZM160 105V106H159ZM255 105L253 106V107H255ZM259 105H258V107H259ZM75 106V105H74ZM130 106H132V107H130ZM232 106H235V108H233ZM238 106H239V108H238ZM245 107H247L246 106V104L244 105ZM32 107H30V108H32ZM85 107H87L86 105L85 106H83V108H85ZM117 107H118V109H117ZM120 107H121V109H120ZM135 107V109H133ZM151 107V108H150ZM171 107H173V108H171ZM35 108V107H34ZM37 108H35L36 110H38ZM53 108H56V107H53ZM79 108V106H77V109ZM111 108V109H112ZM123 108V109H122ZM140 110V111H138V109ZM150 109V111H149V109ZM152 108H156L154 111L156 112L157 111V113L160 111V115L159 114H157V116H158V118H160V119H158V118H156L157 116H155L154 117V115H156L154 112H153V114H151V111H153L152 110ZM171 109L170 111H172L171 113H170V111H169V109ZM222 108H226V110H224V109H222ZM228 108V109H227ZM237 108V109H236ZM245 109V110H242V109ZM72 109V110H71ZM104 109V110H103ZM116 109V110H115ZM161 109L163 110V112H164V109L165 110H167L166 111V114H165V112H164V114L162 115V111H161ZM173 109L174 110H177L178 111V113H176L177 111H175V113H174V111H173ZM240 109V110H239ZM255 109V108H254ZM53 110H56V109H53ZM76 112H75V111ZM100 110V111H101ZM116 112H115V111ZM145 110V109H144ZM145 110V111H146ZM196 110V112L198 113L199 111H197ZM247 110V111H246ZM72 111V113H70ZM74 111V112H73ZM114 111V112H113ZM118 111V112H117ZM138 111V112H137ZM168 111H169V115H171L172 113H173V115L174 114H178V116L179 117H183V118H189V117H191V118H189V119H187V120H189V123L188 124H192L191 123V121L192 120H190V119H195V123L193 124V126H191L189 129H187L186 127H185V125H183V124H181V121L183 122V121H185L184 119L183 120H181V118H179L178 117V119H180V120H178L177 119V116H175L174 115V118L175 119H177L176 121H180V123L178 122L177 124L179 125V127H176L177 125L176 124H174V123H176V121L174 122V121H171V120H175V119H173V116H172V118L170 117V121L169 120H167V121H165V119L164 118H169V115L167 114L168 113ZM234 111H238V112H235V113H239V112H241L242 113V111H244L243 113L245 114V116H248L249 118V122H246V121H248V120H246V121H240V122H237V121H234L233 119H236V118H233V119H229L230 117H236V116H234V114H232L233 116H231V114H230V112L231 113H234ZM250 111H253V109L251 108L250 109ZM109 112V113H108ZM141 112V113H140ZM162 112V113H161ZM185 112V113H184ZM75 113V114H74ZM106 113H104V114H106ZM135 113V114H134ZM142 113H144L143 114V116L141 115ZM180 113V114H179ZM240 113V114H241ZM70 114H73V115H70ZM138 114V115H137ZM203 113H201V115H202ZM240 114H238V116L240 115ZM263 114V115H262ZM76 116V118H74L75 116ZM78 115V116H77ZM139 115H140V117H139ZM152 115H153V117H152ZM167 115V117H164V116H166ZM190 115V116H189ZM200 115V114H199ZM228 115V116H227ZM260 115V116H259ZM74 116V117H73ZM138 116V117H137ZM162 116L164 117V118H162ZM47 119H46V118ZM70 117V120H69V118H67L66 117V121H67V124L69 123L70 125H73V122L71 121L72 120V118ZM78 117H79V119H78ZM87 117V116H86ZM99 117V118H100ZM135 117V118H134ZM141 117H144V119L143 118H141ZM151 117L155 120V121H153L152 119H151ZM194 117V116H193ZM198 117H199V119H198ZM226 117H228V118H226ZM242 117V116H241ZM258 117H260V118H258ZM263 117V118H262ZM34 118V117H33ZM98 118V119H99ZM111 118V119H110ZM137 118V119H136ZM140 118V119H139ZM225 118L226 119H229L228 121L229 122H227V121H224L225 120ZM128 119V120H127ZM143 119V120H142ZM145 119H147V120H145ZM158 119V120H157ZM162 119V120H161ZM197 119V120H196ZM240 119V117H238L237 118V120H239ZM258 119V120H257ZM50 120V121H49ZM77 120V121H76ZM101 120H99V123H100V121ZM125 120V121H124ZM157 122V124H159L160 123V121H161V123H163L164 124V126L165 127H167V128H165V129H167L166 130V132H168V137H169V142L168 141H166V142H164V144L165 145H167V148H164V146H163V144H161L162 142L161 141H159L158 139H156V136L159 134L158 133V131H157V129L154 127V123L152 124V122ZM164 120V121H163ZM234 121V125H233V121ZM241 120V119H240ZM244 120V119H243ZM260 120V121H259ZM81 121V120H80ZM120 121V122H119ZM231 121V122H230ZM251 121V122H250ZM45 122V123H44ZM81 122H83V120L81 121ZM80 122V123H81ZM108 122V123H107ZM115 122V123H114ZM119 122V123H118ZM165 122V123H164ZM166 122H171L170 124H169V126H168V123L166 124ZM172 122H174L173 124H172ZM186 122V121H185ZM188 122V121H187ZM242 122V123H241ZM245 122V123H244ZM256 122V123H255ZM79 123V124H80ZM86 123H87V121H86ZM112 123V124H111ZM137 123H139V124H137ZM146 123H149V124H151V125H147ZM161 123H160V125H161ZM249 124V125H246V124ZM258 123H259V126H258ZM78 124V126H80ZM83 124H85L84 122H83ZM82 123H81V130L84 132V130H85V126L83 125ZM111 124V125H110ZM162 124V125H163ZM166 124V125H165ZM172 124V125H171ZM241 124H243L242 126H240ZM75 125V124H74ZM86 125V124H85ZM118 125H119V127H118ZM175 125V127H173ZM181 125H183L184 126V130H186V132L183 130V127L181 126ZM189 125V126H190ZM228 125V126H227ZM239 125V126H238ZM258 127H257V126ZM50 126V125H49ZM82 126H83V128H82ZM111 126V127H110ZM113 126V127H112ZM115 126V127H114ZM146 126V127H145ZM156 126V125H155ZM172 128H171V127ZM262 126V127H261ZM70 127L71 126H69L68 125V129H70ZM170 127V128H169ZM182 127V128H181ZM219 127V128H218ZM110 128V129H109ZM116 128V129H115ZM136 128H139V129H136ZM151 128V129H150ZM153 128H155V129H153ZM169 128V129H168ZM182 129V130H180V129ZM195 128V127H194ZM193 128V129H194ZM103 129V130H102ZM173 129V130H172ZM179 129V130H178ZM226 130V131H222V130ZM49 130V131H48ZM119 130V131H118ZM171 130V131H170ZM176 130V131H175ZM177 130L178 131H180V132H177ZM192 130V129H191ZM81 131V133H83ZM173 131V132H172ZM183 131H184V133H183ZM221 131V132H220ZM158 134H157V133ZM169 132H170V134H169ZM49 133H51V134H49ZM148 133V135L149 134H151V136H149V138H147L148 137V135H146L145 136V134H147ZM178 135H177V134ZM180 133V134H179ZM183 133V134H182ZM259 133H261V134H259ZM262 133H263V135H262ZM112 134V135H111ZM115 134V135H114ZM122 134H123V136H122ZM174 134V135H173ZM221 135L222 134V136H221V138L218 136V135ZM258 134V135H257ZM113 135H114V137H113ZM172 135V136H171ZM175 135H176V137H175ZM183 135V136H182ZM217 135V136H216ZM226 135V136H225ZM259 135H261V136H259ZM53 136V137H52ZM122 136V137H121ZM143 136V137H142ZM180 136V137H179ZM214 136H216V137H214ZM225 136V137H224ZM227 136H229V137H227ZM51 137H52V139H51ZM84 137V138H83ZM118 137V138H117ZM122 138V139H120V138ZM183 139H182V138ZM228 139H227V138ZM247 137H249V138H247ZM170 138H172V139H170ZM175 138V139H174ZM223 138H226L225 139V143L224 142H220V141H222L223 140ZM262 138V139H261ZM43 139V140H44ZM52 140V141H50V140ZM115 139V140H114ZM118 139L121 141H118ZM80 140V139H79ZM159 142H158V141ZM173 140V141H172ZM174 140H175V143H173L174 142ZM244 140V141H243ZM247 140H249V141H247ZM181 141V142H180ZM87 142H89V144L87 143ZM117 142V143H116ZM161 142V143H160ZM179 142V143H178ZM154 143V144H153ZM169 143H170V146H168L169 145ZM173 145H172V144ZM202 143V144H201ZM214 143V145H212ZM221 143H224L223 145H221ZM227 143H229V144H227ZM245 143V144H244ZM80 144H78L79 146H81ZM177 144H179V145H177ZM185 144V145H184ZM197 144V145H196ZM235 146H234V145ZM246 144H248V145H246ZM56 145V146H55ZM73 145V146H72ZM90 145H92L93 146V151H91L90 150ZM114 145V146H113ZM207 145V146H206ZM210 145V146H209ZM211 145H212V147H211ZM219 145H221V146H219ZM71 148H72V150L74 149L73 147H75V144H71ZM86 146V147H85ZM92 146H91V148H92ZM94 146H95V148H94ZM172 146V147H171ZM174 146V147H173ZM181 146V147H180ZM186 146H188V148H186ZM217 146V147H216ZM226 146V147H225ZM238 146V147H237ZM245 146V147H244ZM24 147V146H23ZM23 147H21V151L20 152H18L17 153V155L15 156V158H18L19 156H18V154H20V155H25V150L23 149ZM26 147V146H25ZM70 147V146H69ZM88 147V148H87ZM166 147V146H165ZM171 147V148H170ZM178 147V148H177ZM183 147H185V148H183ZM192 147V148H191ZM202 147V148H201ZM207 149H206V148ZM192 150H191V149ZM193 148H196V149H193ZM197 148H199V150L197 149ZM69 149V148H68ZM167 149V150H166ZM175 149V150H174ZM178 149V150H177ZM183 149V150H182ZM187 149V150H186ZM215 149V150H214ZM219 149V150H218ZM24 150V152H22ZM71 150V149H70ZM172 150V151H171ZM194 150L197 152H194ZM201 150V151H200ZM203 150V151H202ZM210 150H214L213 152L211 151V152H208V151H210ZM218 150V151H217ZM54 153H53V152ZM89 151V152H88ZM90 151H91V154H90ZM175 151H178V153L177 152H175ZM88 152V153H87ZM93 152V153H92ZM183 152H184V154H185V152H186V154L184 155L183 154ZM199 152V153H198ZM23 153V154H22ZM181 153V154H180ZM202 153V154H201ZM209 153H211V154H208ZM215 153V154H214ZM89 154V155H88ZM194 154V155H193ZM197 154H200L199 156L197 155ZM205 154H206V156H205ZM51 155H52V158H51ZM55 155V154H54ZM78 155V154H77ZM87 155V156H86ZM91 155V156H90ZM181 157H180V156ZM193 155V156H192ZM183 156V157H182ZM186 156V157H185ZM196 156V157H195ZM23 158L25 157V156H22ZM78 157H79V155H78ZM189 158V157H191L190 159L191 160H194V163H192L193 161H190L189 159H185V158ZM197 157H199V158H197ZM213 158V159H210V158ZM14 158V159H15ZM20 158V160H22L21 159V157H19ZM18 158V159H19ZM50 160H49V159ZM79 158V161L81 160ZM84 158H86V160H84ZM177 158V159H176ZM183 158L185 159V160H183ZM192 158H194V159H192ZM197 158V159H196ZM201 158V159H200ZM209 158V160H207ZM52 159H54V160H52ZM199 159V160H198ZM261 159V160H260ZM16 160L17 159H15V162H16ZM182 160V161H181ZM188 160V161H187ZM14 161V160H13ZM43 161V162H42ZM176 161H177V163H179V164H177L176 163ZM189 162V163H187V162ZM200 162V163H198V162ZM17 162H18V160H17ZM45 162V163H44ZM197 162V163H196ZM206 162V163H205ZM53 163V164H52ZM185 163H187L186 165H187V167H186V165H185ZM190 163H192L191 165H190ZM51 164V165H50ZM95 164V165H94ZM183 164V165H182ZM82 165H83V167H82ZM185 165V166H184ZM14 166V165H13ZM189 166H191V169H190V167ZM7 167V166H6ZM184 167V168H183ZM186 167V168H185ZM9 167H7V168H4L5 170L6 169H8ZM10 169V168H9ZM16 171V168H15V166H14V168L12 167L11 169H10V171ZM52 170V171H51ZM55 170V169H54ZM76 170V169H75ZM46 173H45V172ZM83 171H85V172H83ZM87 171V172H86ZM11 172V173H12ZM42 172H43V174H42ZM14 173V172H13ZM87 173H88V175H87ZM45 174V175H44ZM51 174H52V176H51ZM58 174V175H57ZM38 175H39V173L38 174H36V176H37V178H38ZM49 175H50V177H49ZM60 175V176H59ZM44 176V177H43ZM47 176V177H46ZM56 177V178H55ZM47 178L48 179H50L49 181L47 180ZM51 179H53L52 181H51ZM59 179V180H58ZM87 179H88V181H87ZM85 180V181H84ZM60 181V182H59ZM85 184H84V183ZM88 182V183H87ZM94 182V183H93ZM96 182V183H95ZM53 183V184H52ZM83 183V184H82ZM50 184V186H48ZM81 184H82V186H81ZM88 184V185H87ZM91 184V185H90ZM241 184V185H240ZM52 185V186H51ZM93 185V186H92ZM46 186V187H45ZM54 186V187H53ZM56 186V187H55ZM89 186V187H88ZM241 186V187H240ZM44 187H45V189H44ZM86 187H88L86 190H85V188ZM90 187H96V189H94V192L96 191V193L94 194L93 193V195H95V197L92 195V197H90V195H88V194H90L89 192H91L90 190ZM82 188H83V190H82ZM242 188H244V189H242ZM90 189V190H89ZM45 190V191H44ZM86 191V192H85ZM44 192V193H43ZM46 192V193H45ZM88 193V194H87ZM92 194V193H91ZM81 195V196H80ZM49 196V197H48ZM47 197V198H46ZM54 197V198H53ZM77 197H79V198H77ZM94 197V198H93ZM16 198H19V197H15V199H13L8 205L10 206V207H12V208H14L15 206H18V203H19V201H18V199H16ZM47 199H48V201H47ZM71 199V198H70ZM73 199H74V201H73ZM89 199H90V202H89ZM78 201V202H77ZM79 201H82V204H83V202H84V204L82 205L81 204V202H79ZM20 203H21V201H20ZM44 203H43V205H44ZM20 205V204H19ZM49 205V206H48ZM44 206V207H45ZM54 207V208H53ZM53 209V210H52ZM46 210V211H45ZM52 210V211H51ZM85 210V211H84ZM45 211V212H44ZM52 213H51V212ZM56 213H55V212ZM54 212V213H53ZM82 212V213H81ZM49 213H51V214H49ZM47 214V215H46ZM53 214V215H52ZM76 214V213H75ZM80 214H82L81 215V217H80ZM87 215H88V217H87ZM52 216V217H51ZM55 217H56V219L57 220H55ZM49 218H48V220H49ZM87 218V219H86ZM52 219H53V221H52ZM81 219V220H80ZM88 221V222H87ZM56 222H58V223H56ZM92 224L93 223V226H94V228H92V226H91V228H92V231H91V229H89V224L90 223ZM88 223V224H87ZM95 223V224H94ZM59 224V225H58ZM60 226V227H59ZM53 227H54V229H53ZM62 227V228H61ZM86 229H89V232L86 230ZM85 230V231H84ZM55 231V232H54ZM91 231V232H90ZM66 232V233H65ZM96 234V235H95ZM69 236V237H67V236ZM94 235V236H93ZM95 239L94 240V242H93V246L91 245V243H92V241H91V239L90 238H92V237ZM89 237V238H88ZM57 238V239H56ZM67 238V239H66ZM81 238V239H80ZM97 238V239H96ZM68 239H70V240H68ZM57 240V241H56ZM81 240V241H80ZM56 241V242H55ZM62 241V242H61ZM96 243V244H95ZM71 244V245H70ZM90 246V247H89ZM33 248H35L36 249V247H33ZM95 248V249H94ZM30 249H32V248H30ZM35 249H33V250H35ZM32 250V251H33ZM83 250V251H82ZM36 251H37V249H36ZM36 251H34L35 253H36ZM97 251V252H96ZM95 252V253H94ZM76 255H78V257L80 258L79 260H76V258L75 257H77ZM90 256V257H89ZM95 256V257H94ZM68 259V260H67ZM217 259V260H216ZM59 260H61V261H59ZM92 260V261H91ZM82 261V262H81ZM43 263L45 262V261H42ZM41 262V263H42ZM42 263V264H43ZM52 264L51 262H48L47 263V261L44 263V264Z\"/></svg>","mask_w":264,"mask_h":264},{"label":"bare ground","instance_id":"6f19581e","mask_svg":"<svg viewBox=\"0 0 264 264\" xmlns=\"http://www.w3.org/2000/svg\"><path fill=\"white\" fill-rule=\"evenodd\" d=\"M13 1V0H12ZM11 1V2H12ZM25 1V0H24ZM23 1V2H24ZM27 2L29 1V0H26ZM25 1V2H26ZM32 1V2H31ZM63 1V2H62ZM35 0V2H34V0H30V2H28L29 4L30 3H35L34 4V6L37 4V6H35L36 8L39 6H41V7H44L43 9H46L45 11L47 12V11H49V12H52L51 11V9H53V12L51 13L52 14V18L54 19L55 17H53V16H55V14H56V12L54 13V11L55 10H57V9H55V7L57 6V5H59L60 3H62V4H60L61 5V7L63 8V9H66V10H68L69 11V8L70 9H72L71 8V6H75V3H77L78 4V6L81 4V3H83V1L82 2H80V0H79V3L76 1V0H74L73 1V3H74V5H72V3L69 5L67 2L69 1V3H70V1L71 0H68V1H66V3L69 5H67L66 3L65 4H63L64 3V0ZM86 1V0H85ZM85 1H84V4L83 5H85L84 7H87L86 5H87V2L85 3ZM89 1V0H88ZM97 1V0H96ZM95 0L93 1V3L95 4L96 3V6H98V7H101V6H104L105 7V9L107 10V9H110V10H107V12L108 11H112V13H113V15H111L110 17H108L109 18V22L107 21H105L104 19H106V18H103V17H101V21L103 22V20L105 21V22H103V24L101 23V22H98V20H100V19H97V18H99L100 16H103V14H105L104 16H108V15H106V12L105 13H101V9L99 10L100 12V14H99V16H98V14H96L98 17L96 18L94 15L92 16L93 17V19H94V21H95V18H96V23L98 22V23H100V24H95L93 27L92 26H90L89 27V29H94V27L96 28V29H94V30H92L93 32H96L95 34H97V37L96 38H101V37H103V36H101L104 32H102V34H101V32H99V34H98V29H99V26H100V31H102L101 30V27H103V25L105 24L107 27H108V24L109 23H113L114 24V26L115 27H117V28H114V30H116V32L117 33H119L118 31H120V33H122V35H124L123 34V32H124V29H123V27H127V29L126 30H128L129 29V31L130 30H134V28H135V26L134 25H136V24H134V23H138V25L140 24L141 26L143 25V27L145 26H148V25H152V27L153 28H151V25H150V27H149V29H151V31H147L148 32V34L150 35V33H151V35H155V37H156V35L157 34H159L160 32H158L159 31V29H158V31L157 30H155V29H157L158 27L157 26H160L161 27V29L162 28H164L163 26H165V24H166V28H164L165 30L169 27V25H167V24H170V26H171V28L170 29H174L175 27L177 28L178 27V29L180 28V26H182L181 28H182V30L181 31H183V28H185V27H187V28H185V30H188L189 29V33H185V34H188L186 37H188V38H185L184 37V39L186 40V41H188V42H186V43H188V44H190V42H197V43H194V47H196L197 49H198V51L200 50V52H197V54L196 55H198V56H196L197 57V59L200 57H202V56H205V57H207L208 55H206V54H201V52L202 51H204L205 53L206 52H208V51H211V50H213V51H211V52H213V54L215 53V55H213V56H209V59L208 60H206L207 62H206V64H202V62H197V63H199V64H201L200 66H204V65H206V66H209V70L207 71V73H208V75H209V77L210 78H215V74H217V76H222V72H221V70H224V69H221V67L223 68V66H225L229 61H232L230 58L229 59H227L225 62H227L226 64H225V62H224V58H228L226 55L224 56V54H226V53H224V52H227V54H230L229 52H231V54H233L236 58H233L234 60H233V62L232 63H236L234 66L231 64V63H228L229 65H232L230 68L231 69H233L234 70V68H236V70H237V75H236V73H232V74H230V75H233V77L235 76V78H236V81H237V83H235L236 81H234V84H237V86L238 87H240L239 89H237V90H234V89H236V85H233L234 87L232 88L233 89V93H236V94H238L239 95V97H244L245 95H247V96H245V97H247L246 99L245 98H242L243 100H246L247 101V99H249V101H250V99L252 100V98H253V100H254V97H256L255 99H258L257 98V93H259L260 91L261 92H263L264 91V68H262L264 65H263V62L262 61H260V63L263 65H261V67L257 64L256 65V59H255V61H254V58L256 57V56H253V55H256V51H258V54H257V56L259 55V52L262 50V48H263V46L264 45H262L261 47V50L260 49H258V50H256L255 51V49L253 50V48H254V46H253V43H256L257 44V41H258V39H259V41L260 40H262V41H260V43H264V26H262V24L261 23H263V25H264V0H99V1H97L96 2ZM14 2V1H13ZM13 2H12V4H13ZM18 2H19V4H21L20 2H22L21 0L20 1H18V0H16V3L18 4ZM26 2V3H27ZM60 2V3H59ZM15 3V7L17 6V7H22V8H24L23 10H27L26 8H28V7H23V5H26L25 3H23V4H21L22 6H20L19 4L17 5ZM27 3V5H29ZM56 3H58L57 5H56ZM92 3V2H91ZM92 3V4H93ZM88 4H90V1H89V3ZM92 4H90V5H92ZM5 6H7L6 8L8 9V3H7V5L6 4H4ZM3 5V6H4ZM14 5V4H13ZM26 5V6H27ZM89 5V6H90ZM4 6V7H5ZM31 6H33V4L31 5L30 4V8H31ZM34 6L32 7L33 9H34V12L36 11V10H39L40 11V9H36V8H34ZM64 6V7H63ZM65 6L66 7H68V8H65ZM16 7V8H17ZM40 7V8H41ZM45 7H49V8H51L50 10H49V8H45ZM60 6H59V8H61ZM76 7V6H75ZM75 7H73V8H75ZM80 7V6H79ZM79 7H76L77 9L79 8ZM83 6L81 5V8H82ZM83 7V8H84ZM92 6H90V8H91ZM98 7H96L95 8V11H94V13L96 12V9L98 8ZM21 8V9H22ZM29 8V9H30ZM58 8V7H57ZM58 8V12H57V14L59 13V9ZM61 8V9H62ZM6 9V10H7ZM9 9H10V6H9ZM15 9V8H14ZM20 9V8H19ZM28 9V10H29ZM43 9H42V11H43ZM62 9V10H63ZM85 9V8H84ZM84 9H82V10H84ZM73 10H76V9H73ZM73 10H70L69 11V13L71 12V11H73ZM79 10V9H78ZM81 10V14L82 15H86V14H83V13H87V12H83ZM89 10V9H88ZM87 10V11H88ZM102 10H104V9H102ZM114 10H116L115 12H120V14H122V17L124 16L123 14H127V13H125V12H129L128 14H127V17L125 18V17H123L124 19L122 20L121 18V16H116V17H118V18H120V19H118V18H115V16H114ZM120 10V11H119ZM125 10V12H121V11H124ZM45 11H43V13H44V16H45V20H46V17L48 18V16L49 15H47L46 14V12ZM68 11L66 12V13H64V14H62V17L64 18V17H67L68 15H70V14H67L68 13ZM85 11H86V9H85ZM6 12V11H5ZM8 12V11H7ZM24 12V11H23ZM22 12V13H23ZM34 12L32 11H30L29 13H31V14H34ZM61 12H64V10L63 11H61ZM80 12V11H79ZM89 12V11H88ZM91 12V11H90ZM104 12V11H103ZM53 13H54V15H53ZM97 13V12H96ZM133 13V14H132ZM151 13H153V15H151ZM27 14V13H26ZM31 14H30V16H31ZM35 14H36V12H35ZM42 15L41 14V12H39L38 14H36V16L37 17H39L40 15ZM56 14V15H57ZM76 14V13H75ZM78 14H80V13H78ZM80 14V15H81ZM91 14H93L92 12H91ZM117 14H119V13H117ZM119 14V15H120ZM25 15V14H24ZM29 15V14H28ZM60 15V14H59ZM63 15H65V16H63ZM67 15V16H66ZM71 15H74V12H73V14H72V12H71ZM71 15H70V17L68 16L67 18H65V19H68L69 21H67V20H65V21H67V23L68 22H70V20H72V22L70 23V26H72V25H74V24H76L77 23V25L79 26V24L81 23V20L83 19L82 18V15H81V17H79L78 19L80 20L79 22H77L76 20H78L77 18H75V17H77V15L74 17L73 16V18H75L76 20H73V18H71ZM87 15H89V14H87ZM34 16L35 15H33V18H34ZM58 16V15H57ZM56 16V17H57ZM61 16V15H60ZM154 16V17H153ZM24 17H26V15L24 16ZM37 17L35 18V19H37ZM43 17V16H42ZM42 17H40V19L42 18ZM90 17V18H89ZM95 17V18H94ZM50 18V17H49ZM63 18L61 19L62 20V22L65 24V22H64V20H63ZM69 18H71V19H69ZM87 18V16H85V18H84V20ZM88 18L89 19H91V16L89 15L88 16ZM87 18V20H89ZM34 19V20H35ZM39 19V18H38ZM43 19V18H42ZM57 18H55L53 21H54V24H52L50 21H48V22H50V24H51V28H53L52 27V25L54 26L55 24L57 25V27H58V24H59V31H58V28L55 26L54 27V29L56 28V30L55 31H57L58 33L59 32H61L60 31V29L62 28V27H60L61 25H63V24H61L60 25V23L61 22H59V21H57V20H59V19H57ZM93 19H91V21H92V24H93ZM51 20V19H50ZM60 20V21H61ZM84 20H82L83 22H84ZM106 20H108V19H106ZM119 20H121L123 23H124V26H117L118 24H120V23H117V21L119 22ZM1 21V20H0ZM36 21V20H35ZM38 21V20H37ZM36 21V22H37ZM42 21H44V20H42ZM52 21V20H51ZM52 21V22H53ZM56 21L57 22H59L58 24L56 23ZM76 21V22H75ZM18 22H19V20H18ZM36 22H33V23H36ZM38 22H40L41 24H43L44 22H41L40 20L38 21ZM47 21H45V23H46ZM74 22V23H73ZM85 22H86V20H85ZM116 22V23H115ZM258 22H260V24H259V26L261 27V28H259L257 25H258ZM66 23V24H67ZM87 23V22H86ZM91 23V22H90ZM107 23V24H106ZM122 23V24H123ZM2 24V23H1ZM17 24V26L20 24V22H19V24L18 23H16ZM47 24V23H46ZM45 24V25H46ZM50 24L48 23V27L50 26ZM63 25V30L64 31H62V33L63 34H59V35H63L64 36V33H65V30H66V32H68L67 31V29H66V27H65V29H64V26H69V25ZM72 24V25H71ZM82 25V27L83 28H85V25H83L84 23H81ZM88 24H89V22H88ZM111 24H109V25H111ZM125 24H127V25H129V24H134L133 26L132 25H129V27L131 28H129L127 25H125ZM7 24H5L4 26L5 27H7L6 26ZM31 25H34V24H31ZM36 25L37 24H35V27L33 28V29H35V31H33L32 32V30L31 31H29V34H30V36H31V33L30 32H32V34H33V37H34V39L35 40H40V38H41V35H40V38H38L39 37V35L38 34H41L40 33V29H41V25L38 27V25H39V23H38V25H37V27H38V29H39V31H38V29L36 28ZM45 25L44 26H42V33L43 32H45L46 31V29H48L47 27H45ZM77 25H75L76 27H78ZM105 25H104V27H105ZM155 25H156V28H155ZM1 26V25H0ZM16 26V25H15ZM20 26V25H19ZM18 26V27H19ZM27 26V25H26ZM29 26H30V24H29ZM47 26V25H46ZM70 26H69V29H70ZM75 26H72L71 27V29L72 30H74L73 28L75 27ZM87 26V25H86ZM140 26V27H141ZM9 27V26H8ZM24 27V26H23ZM31 27V26H30ZM75 27V28H76ZM82 27H80V28H82ZM103 27V28H104ZM107 27H105V28H107ZM110 27V26H109ZM108 27V28H109ZM125 27V28H126ZM159 27V28H160ZM263 27V28H262ZM21 28V27H20ZM46 28V29H45ZM68 28V27H67ZM107 28V30L106 31H108V30H110V29H108ZM111 28H112V26H111ZM119 28H122V30L123 31H121V29L120 30H117V29H119ZM174 29V30H176V31H178L177 29ZM180 28V29H181ZM28 29H30L29 27H28ZM27 29V30H28ZM36 29H37V31H36ZM44 29H45V31H44ZM53 29V30H54ZM78 29V28H77ZM77 29H75L76 31H77ZM141 29L143 30L142 32H143V36L141 37V35H140V32H141V30L139 29V26H138V31H130V32H132V33H135L134 34V36L137 34L138 36H136V37H133V38H135V39H138L139 40V36L141 37V38H143V37H148L149 35H147V36H145L146 34V28H142L141 27ZM152 29H154V31L156 32V34L153 32V30ZM164 29H163V31H164ZM261 29V30H260ZM13 30V29H12ZM12 30H11V32H12ZM24 30H25V28H24ZM71 30V31H72ZM79 31H80V29H78ZM104 30V29H103ZM113 29H111V31H112ZM113 30V31H114ZM125 30V31H126ZM137 30V29H136ZM174 30H167L166 32H168V33H171V34H166V32H165V34L167 35V37H163V32H162V34H161V37H163V38H166V39H168V41L172 38L171 36H174V34H176V32H173ZM185 30L183 31V32H185ZM0 31H2L3 32V36L2 35H0V81L2 82H6L5 84H7L8 86H5V84H4V86L5 87H8L9 88V90L7 89V88H5V89H7V90H4V92L6 91V96H2L1 97V95H0V264H42L43 262L42 261H47V263L48 262H51L52 264H56L57 262V257L58 256H56L57 254L54 252V245H53V241L55 240L53 237H52V235H50L51 234V232H50V230H49V228H50V224H52V222L50 221V218L49 217H47V216H49V215H47V216H45V213L48 211L47 209L48 208H46V206H45V204L46 203H44L45 201H46V199L44 198L45 197V195H41V193H42V187L46 184V183H44V185H43V183L41 182V180H38L41 176V174H40V172L38 171V173H39V175H38V178H37V176H36V174H38L37 172H35L37 169L38 170H40L39 169V166L37 167L36 165H38L39 164V161L40 160H43V159H40L43 155L45 156V155H47V156H49L48 154H43V151H46V153H47V150H43L42 152H41V150H40V152H38L37 151V149L39 148V146H41L42 144H41V142L42 143H44L45 142V139L44 138H46L45 137V133H47L46 131H45V133H44V130H45V128L47 127H51V125H52V130H53V136H54V141H53V143L52 144H55L56 142H57V146L53 149V151L56 149V151H52L54 154H53V157H55L54 159H55V166H54V168H53V171H54V173H52V174H55V172H57V173H59L60 175H61V177H59L60 178V185H59V188H57V191H55L56 193L55 194H53V195H55L54 197H55V201H54V206H55V210L57 211V219H59L58 220V222L60 221L61 223H59V224H63V226H65V230H66V232H68V234H69V236H71V238H72V241L74 240V250L76 251V254L78 253V252H80V245H79V243H77L76 241L77 240H79V235H81V234H79V232H81V231H79V229H80V225H82L81 223L79 224L77 221L79 220H77V217L79 216L78 215V213L76 212V211H83V209H82V207L84 208H86L87 210L86 211H88V213H89V215H90V220H91V222H93V221H95V205L94 204H96L95 203V199H94V202H93V200L91 199V204H89V205H87L86 203H85V205L84 206H82L81 207V205H80V203H71L72 202V197H73V194L74 193H76L77 192V190H79V186H80V184H78V182L80 181L81 182V180H79V181H77L79 178H80V176L83 178V179H85L86 178V175H84L85 177H83L82 175H80V174H83L82 173V171L81 170H83V169H81V167H80V164H81V162H82V164H83V161H82V157H85V156H82L83 154H86V148L85 149H82V148H84V147H82V145L79 143V142H81V141H83V140H81V134H83L86 138H87V140L90 142V144H92V145H94V142H95V140H96V134L98 133V128H100V126L101 125H103L102 123V120H101V118L103 117H100L102 114H100V116H98V113H103L104 111H102L101 109H100V107L103 105V107L106 109V110H108V111H110V110H113L115 107L114 106H112V104H114V102H113V99H114V97L116 96V95H119V94H121L122 95V93H124V98H125V92L127 93L128 91L129 92H132V88L134 87H137L136 89H139V86L137 85V86H135L136 84H138L137 82H135V81H138L139 82V77H140V75L142 74V76L144 75V76H146L147 74V72L149 71V73H148V75L146 76V78L148 79V81L146 80L145 82L146 83H155V84H157L158 83V85H155L154 86V84H151V86L152 87H158V91H159V88L163 85L165 88H163V90L164 89H168V91H169V88L171 89L173 86H177L178 84H180V83H178L179 82V80H182V79H184L183 77L181 78V76H184V75H188L189 74V77L191 76V78H192V74H194V72L193 71H191V69L192 70H194L195 68H192L193 66H191V68L188 66L189 64H191V63H189V64H187L186 62H185V64H184V67H186L187 66V69L185 68V69H180V70H182V71H180V70H175V69H177L176 67H174L173 68V71L175 70L176 71V74H177V76H180L181 74L180 73H182L183 72V70H184V73H186V72H190V73H188V74H183L182 73V75L180 76V79L178 80V79H176L177 78V76L172 72V76L173 75H175L176 76V78H175V80H173L172 78H171V76H169L168 75V78H171L170 80H173V81H176L178 84H174L172 87L170 86L169 87V84L170 85H172L171 83H172V81L170 82L169 80H167L168 78H165L164 79V77L162 76L163 75V72L164 73H166V74H168V72L169 71H167L168 69H169V66L171 65L170 64V62H171V60L172 59H175V58H172V56H171V60H170V62L168 63L169 64V66H167L166 64H167V62H166V60H167V58L168 57H166V56H168V54L170 53V51H169V49L167 50L166 49V47L167 48H169L167 45H166V43L164 42L166 39H164V41H163V38H161V37H159L158 38V36H160V35H157V39H155V40H157L158 42H157V44H156V42H155V45H157L158 47H160V45H158V43H163L162 45H161V47L165 44V48L162 50V48H161V50H160V48H158L157 50H160V52H162V57L164 58V56L166 55L165 53H167V55L165 56L166 57V59L165 60H163L164 61V63H165V65H164V67L166 68V66L168 67V68H166V70L164 69V67H163V69H164V71L162 72V75H161V73H158L159 75H161L162 77H163V79H162V77H160L159 75L157 76V75H155V71L156 70H158L159 72H161L160 70H162V68L161 69H159L158 68V66L160 65V64H162L163 63V61L162 62H160V64L157 62V61H161L160 60V58L159 57H161V55L159 56V57H157V59H155V60H157V61H153L154 60V58H156V56L155 57H153L154 55H155V52L157 51L155 48V50L154 49H152L153 47H157V46H155V45H152L153 44V42H151V40L149 39V41H148V43L150 44V47H152L151 49H150V47L148 48L147 47V41H146V43H145V41L144 40H148V39H142L144 42L142 43V44H138L139 42H137L138 40H134V39H132V41H134L135 43H137L136 44V46L137 45H139V47L141 48V49H138V46L137 47H135L134 46V44H132V46L133 47H135L134 49V51L133 52H137V50L138 51H140V52H137V54H138V56H140V54H142L140 57H139V59H137L138 58V56H135L134 57V59L136 58L137 59V61L139 60V62L141 63L140 65H139V63H138V65L140 66V67H142V62H143V65H144V71H142V70H139V67H138V65L137 66H134V65H136V64H134L133 65V67L136 69V70H134L133 69V71L136 73H133L135 76V78H136V76L138 77V78H136V80L135 79H132L133 77L131 76L130 77V75H129V73H131L132 72V69H130L131 71L129 72V68L127 69L126 68V70H128V72L127 71H125L124 69H125V67H122V68H124V69H122V71H125L124 73L123 72H121V73H123V74H119V70L121 69V66H124L123 65V61L121 62V66L119 67V70L118 69H114L116 66L118 67V65H120V64H117L118 62H116L115 60L113 61V62H111V60L110 61H108L107 59H105V58H103L104 56L105 57H109V59L110 58H113V56L114 55H123V57H125L126 55H129L128 53H129V51L131 50H133V49H131L130 48V50L128 51V50H123L122 52H121V49H119V51L120 52H118V51H116V50H118V45H117V43H116V41L118 40V39H116V41L114 42V46L112 45L113 44V42L111 43V46H112V48L114 49H108L105 45L106 44H108L109 42H111V41H109V42H107V41H105V42H102L103 43V46H102V43H100L102 40H99L98 41V39H96V43H97V45H98V47L97 48H99V46H101L100 48L101 49H99V50H101V51H103V52H101V51H97L98 53H100V55H103L102 56V58L104 59H102L101 58V61H104L105 62V60H107L108 62H110V64L111 63H113V64H111V66L113 67V68H111L112 70H111V72L112 71H115V70H118V71H116V72H114L115 74H117V75H120V76H118V79H117V75H115L113 72V75H115L114 77L116 78H114L115 80H116V85H115V87L113 86V83L111 82V80L109 79V76L108 75H110V74H106L105 73V71L103 72V70H105V69H103V67H104V65L103 64H101V65H98V62L96 63V61L94 62L95 64H97V66L98 67H100V66H102L103 65V67H102V71H100L101 69V67L98 69V67L92 62V59L94 58V56L97 54V52H96V54H91L92 56H93V58H92V56L91 55H89L88 53H89V51H86V50H92V48H93V46L94 45H91V44H89V42H88V40H86V37H85V40H84V42H85V46H87V47H91L92 46V48H90V49H87V47H86V50L84 51V53L86 52V54H88L87 55V58L84 56V54H83V49H82V51H81V53H82V58H81V56L80 57H75L74 56V54L76 55V54H78V53H73V51H75V49H72L71 50V48H66L65 50H67L68 49V51L67 52H69V50H71L72 52V54H67V56H63L65 59L63 60V66L64 67H61L62 69L64 68V69H66V70H64L63 72H61L62 70H60V72H56L55 73V71H58V70H54L53 68V70H54V73L52 72V70L50 71V70H48V72H47V70H44V68L42 69L40 66L42 65H44L45 63V60H44V58H42L43 60H42V62L44 63H42L41 61H40V59H41V57H42V54H40V56L39 55H37L38 53H36V55L37 56H30V58H32L31 60L32 61H29V59L27 60L26 58L28 57V56H26V58H23V57H25V55H23V54H21L20 52H19V50L18 49H20V47H18V46H20V45H16V43H19V42H17V41H13L14 39H12L11 40V37L10 36H12V35H10L9 34V32H7V31H4L2 28H0ZM15 31V30H14ZM48 31V30H47ZM51 29H50V27H49V33L51 34ZM71 31H69V33H70V35H67L66 33V42H67V36H71ZM76 31H74V32H76ZM79 31H78V33H79ZM89 32V30H87V27H86V32ZM92 31H90L91 33H92ZM105 31V32H106ZM125 32L126 34L125 35H127L128 33L129 34H131L130 32ZM140 31V32H139ZM144 31H145V33H144ZM1 32V33H2ZM16 32V31H15ZM28 32V31H27ZM47 32V33H48ZM82 34L83 33H85V31L83 32V31H80ZM109 32V31H108ZM115 32V31H114ZM113 32V33H114ZM111 33L113 36H116V37H110L109 39L110 40H112L111 38H113L114 40H115V38H117V35H119V34H117V33ZM137 32H139V34L137 33ZM141 32V33H142ZM179 33H181L180 31H178ZM182 32V33H183ZM18 33H19V31H18ZM20 33H22V32H20ZM52 33H54V31H52ZM77 33V32H76ZM75 33V35L73 34V39L74 38H76V40L75 41H78L80 38H81V40L83 41V37H78L77 38V36H78V34H76ZM154 33V34H153ZM174 33V34H173ZM179 33L178 34H176L175 36H174V38H177L178 37V35H179ZM181 33V34H182ZM16 34V33H15ZM14 34V35H15ZM24 33H22V35H23ZM46 34V33H45ZM56 34V33H55ZM88 34H90V33H88ZM94 34V33H93ZM106 34H108V33H106ZM164 34V35H165ZM184 34V33H183ZM182 34V35H183ZM21 35V34H20ZM26 35H27V33L25 34V36L23 37H21L20 36V38L21 39H26L27 37H26ZM43 35V34H42ZM47 35V34H46ZM80 35V34H79ZM85 35V34H84ZM92 35V34H91ZM91 35H90V37H91ZM98 35H99V37H98ZM104 35V34H103ZM150 35V36H151ZM169 35H171V36H169ZM17 36V35H16ZM29 35H28V37H30ZM44 36V35H43ZM50 36V35H49ZM52 36V35H51ZM65 36L63 37V38H65ZM76 36V37H75ZM86 36V35H85ZM88 36V35H87ZM96 36V35H95ZM101 36V37H100ZM106 36V38H104L103 40H106L107 39V35H105ZM108 36H110V34H108ZM128 36H130V35H128ZM150 36L148 37V38H150ZM185 36V35H184ZM13 37V36H12ZM26 37V38H25ZM32 37V38H33ZM57 37V36H56ZM118 37H124V36H118ZM152 37H154V36H152ZM199 37V38H198ZM14 38V37H13ZM16 38V37H15ZM31 38V37H30ZM32 38L30 39V41L32 40ZM43 38V37H42ZM53 38V37H52ZM60 38H62V37H60ZM62 38V39H63ZM71 39L72 37H68V39ZM88 39H89V36L87 37ZM92 38V40H93V38L94 37H91ZM128 37H126V40H125V38H123V39H121V38H119V39H121V42H122V40L124 41L125 40V42H126V47L125 48H127L128 47V42L130 41H128L127 42V39ZM140 38V39H141ZM170 38V39H169ZM174 38H172L171 39V41L172 40H174ZM179 38H180V35H179V37L177 38V42H179L178 43V47H179V45L181 46L182 45V47H183V44H186L185 43V40L181 37L180 38V41H179ZM197 40H196V39ZM18 39V38H17ZM59 39V38H58ZM72 39V40H73ZM153 39V38H152ZM162 40L161 42H159V40ZM189 39L190 40H192V41H190L189 42ZM199 39H200V41L201 40H203L202 42H200V43H198L199 42ZM3 40H4V43H3ZM41 40H43V39H41ZM54 40V39H53ZM52 40V41H53ZM72 40H69L68 42L69 43H71V44H73V41ZM81 40H79V41H81ZM91 40V39H90ZM91 40V42H92V44H93V42L95 41V39H94V41H92ZM22 41V40H21ZM24 41V40H23ZM27 42H28V40H26ZM29 41V42H30ZM46 41V39L44 40V43H43V45L45 44V43H48V42H45ZM57 41V40H56ZM59 41V40H58ZM63 41H64V39H63ZM70 41H72V42H70ZM74 41V43H75V45L72 47V48H74V47H76V48H78L77 46H76V43L77 42H75ZM87 41V42H86ZM119 41V40H118ZM131 41V42H132ZM167 41V40H166ZM36 42V41H35ZM35 42L33 43V44H29L28 43V45H30V46H32V45H34L35 44ZM40 42V41H39ZM37 43L38 45L39 44H41L42 45V42L41 43ZM66 42H59L60 44L62 43H66ZM124 42V43H125ZM131 42H129V44L131 43ZM140 42H141V40H140ZM172 42H175V40L174 41H172ZM177 42L176 43H174V44H176V46H177ZM180 42H182V44L180 43ZM242 42H250L251 43V45H249V44H247V43H245V44H242ZM21 43V42H20ZM53 43V42H52ZM59 43H57L56 42V44H58V46H60L59 45ZM68 43V44H69ZM80 43H81V45H80ZM86 43H88V45L86 44ZM101 45H100V44ZM115 43H116V46H115ZM120 43V42H119ZM124 43H123V46H125L124 45ZM168 44H170L171 42H167ZM201 43H203V44H201ZM259 43V42H258ZM24 44H25V42H24ZM49 44V43H48ZM48 44H46V45H48ZM71 44H69L70 46H71ZM95 44V43H94ZM110 44V43H109ZM108 44V45H109ZM145 44V45H144ZM192 44V43H191ZM196 44H201V46L200 45H197L196 46ZM216 44H218L217 46H216ZM246 44L248 45L247 47H245L246 46ZM22 45V44H21ZM26 45V44H25ZM42 45V46H43ZM52 45V44H51ZM66 44H64V46H65ZM69 45H67V46H69ZM77 45H79V47H85V46H83L84 45V43H83V45H82V42H78L77 43ZM90 45V46H89ZM96 44H95V47L97 46ZM107 45V46H108ZM141 45V46H140ZM203 45L205 46V47H207V49H206V51H205V49H203L202 50V48H203ZM213 45H215V47H217V48H219V45L221 46V48L220 49H222L221 50V53H224V54H222L223 56H222V61L220 60V59H214L215 57L214 56H216V54L218 53V55L220 54L221 55V53L220 52H215V51H217L218 49H216L215 51H214V49H215V47L213 46ZM245 45V46H244ZM260 45V44H259ZM24 46V45H23ZM40 46V45H39ZM45 46V45H44ZM55 46H57V45H55ZM54 46V47H55ZM66 46V47H67ZM120 46V48L122 47L121 46V44L119 45ZM143 46H146V47H143ZM149 46V45H148ZM171 46H173V45H171ZM176 46H173V48L171 47L170 49H174V50H176L177 51V49H178V47H177V49H176ZM187 46V45H186ZM188 46H190V45H188ZM187 46V47H188ZM249 46H251L250 48H249ZM258 46V45H257ZM256 46V47H257ZM34 47H36L35 45H34ZM33 47V48H34ZM41 47V46H40ZM51 47V46H50ZM53 47V48H54ZM62 47V46H61ZM104 47H106L105 49H104ZM181 47V48H182ZM210 47H213L214 49H212V48H210ZM18 48V49H17ZM27 48V47H26ZM32 48V47H31ZM37 49L39 48V47H36ZM45 48L47 49V46H45ZM117 48V49H116ZM123 48V47H122ZM181 48H179L180 50H182ZM194 49L193 47H192V49L191 48H187L188 49V51H185L186 49H184L183 51L184 52H187V53H185V55H187V58H188V56L189 55H192L191 53L188 55V53H189V50H190V52L192 51V50H194V52L196 53V50L197 49ZM210 48V49H209ZM244 48H246V49H244ZM252 48V49H251ZM257 48H259V47H257ZM23 49H25V47L23 48ZM62 49V48H61ZM78 49H80V48H78ZM78 49H76V50H78ZM94 49V48H93ZM103 49V50H102ZM107 49V50H106ZM116 49V50H115ZM127 49H129V47L127 48ZM143 49H145L146 51L144 52V50ZM149 49V50H148ZM26 50V49H25ZM33 49H31V51H32ZM53 50V49H52ZM54 50L56 51V49L54 48ZM53 50V51H54ZM58 50L60 51V52H64V50L62 51V50H60L59 48H58ZM58 50H57V52H58ZM97 50V49H96ZM105 50V51H104ZM109 50V51H108ZM142 50V51H141ZM152 50H154L153 52H152ZM248 50H253L254 51V53L255 54H253V51H252V54L253 55H251L250 54V56L252 57H254V58H251L250 56H248L247 54H245V52L244 51H248ZM264 50V49H263ZM22 51V50H21ZM30 51V50H29ZM34 51V50H33ZM46 51H48V50H46ZM94 50H92L91 52H93ZM108 51V52H107ZM110 51H113V52H110ZM125 51V52H124ZM130 51V52H131ZM165 51V55L163 54V52ZM166 51H169V52H166ZM36 52V51H35ZM49 52H51L50 50H49ZM76 52H78V51H76ZM80 52V51H79ZM128 52V53H127ZM142 52H144V53H142ZM150 53V56H152L151 58L153 59H151V60H149L150 59V57H149V54H147V53ZM159 52V53H160ZM175 52V51H174ZM173 52V53H174ZM180 52V51H179ZM211 52H209L210 54H211ZM263 52V51H262ZM24 53V52H23ZM26 53V52H25ZM32 53V52H31ZM30 53V54H31ZM51 53H56V52H51ZM70 53V52H69ZM95 53V52H94ZM103 53V54H102ZM127 53V54H126ZM132 53V52H131ZM183 53V52H182ZM247 53H249V52H247ZM29 54V55H30ZM64 54H65V52H64ZM80 54V53H79ZM85 54V55H86ZM109 54V55H108ZM126 54V55H125ZM137 55L136 53H133V55ZM143 54H144V56H143ZM146 54H147V57H146ZM157 54V53H156ZM175 54H176V52H175ZM181 54V53H180ZM180 54H178L177 53V55H174V57H177L178 55L180 56H178L179 58H183V56H185L184 54H182L183 56L181 57V55ZM202 55V56H199V55ZM209 54V55H210ZM231 54H230V56H231ZM261 54V53H260ZM264 53H262V55H263ZM28 55V54H27ZM45 55V54H44ZM60 55H63L62 53L60 54ZM68 55H70V56H68ZM132 55V54H131ZM131 55H129V56H127L128 58L129 57H131ZM158 55V54H157ZM164 55V56H163ZM193 55H195L194 53H193ZM217 55V57L216 58H219V57H221V56H218ZM261 55V56H262ZM53 56H54V54H53ZM52 56V57H53ZM98 57H99V55H97ZM229 56V55H228ZM245 56V57H244ZM264 56V55H263ZM51 57V54H50V57L49 58H52ZM60 57H62V56H60ZM101 57V56H100ZM115 57V56H114ZM142 57H144V58H142ZM169 57H170V55H169ZM177 57V58H178ZM191 57H195V56H191ZM190 57V58H191ZM210 57H212V58H210ZM214 57V58H213ZM246 57H249V59H247ZM29 58V57H28ZM55 58V57H54ZM90 58H92V59H90ZM117 58H118V56H117ZM116 58V59H117ZM120 58H122V57H120L119 56V59ZM127 58V59H128ZM132 58V57H131ZM131 58H130V60H131ZM158 58H159V60H158ZM190 58H188V60H190ZM259 58H261L262 59V57H260V55H259V57H258V59ZM24 59H26L27 61H29L30 63L32 62V63H34V64H32V65H34L32 68H31V71H30V67H27V66H30V64L28 65V64H26V63H28L26 60L24 61ZM90 59V60H89ZM114 59V58H113ZM119 59L117 60V61H119ZM122 59H124V58H122ZM144 59V60H143ZM148 59V60H147ZM192 59V58H191ZM197 59L195 60V61H197ZM202 59V58H201ZM205 59V58H204ZM204 59H202V60H204ZM210 59H213L214 60V63H213V60L211 61ZM247 59V60H246ZM252 60V61H254V62H249V60ZM258 59H257V62H258ZM261 59H259V60H261ZM52 61H53V59H51ZM56 60V59H55ZM54 60V61H55ZM94 60V59H93ZM97 60V59H96ZM99 60H100V58H99ZM98 60V61H99ZM126 60V59H125ZM130 60H127V61H130ZM143 60V61H142ZM145 60H147V61H145ZM176 60V59H175ZM182 60V62L184 61V60H186L185 58H183V59H181ZM181 60H178L177 59V61H181ZM188 60H186V61H188ZM210 60V62H211V64L212 65H210L209 63H208V61ZM218 61V62H222L221 64H218V62H216V61ZM263 61H264V59H262ZM26 62V63H24V62ZM53 61V62H54ZM106 61V62H107ZM131 61H133V60H131ZM130 61V62H131ZM135 61V60H134ZM137 61H135V63L137 62ZM142 61V62H141ZM145 61V62H144ZM193 61V60H192ZM199 61H201V60H199ZM236 61V62H235ZM249 62V63H247V62ZM47 62H48V59H47ZM57 62V61H56ZM100 62V61H99ZM117 64H115V63ZM129 62V65L131 64V63H134V62H131L130 63ZM146 62L147 63H149V64H151L150 62H152V63H158L159 65H157L156 66V70H155V67H151L149 64H147V66L149 65V67L150 68H148V69H146ZM181 62V63H182ZM188 62H190V61H188ZM205 61H203V63H204ZM39 63H42V64H39ZM48 63H50V62H48ZM52 63V62H51ZM50 63V64H51ZM124 63H125V61H124ZM127 63V62H126ZM156 63V64H157ZM163 63V64H164ZM174 63V62H173ZM176 63V62H175ZM177 63H180V62H177ZM184 63V62H183ZM193 63V65L194 64H196V62H192ZM240 63V64H239ZM7 64V66H5ZM37 65V67H35L36 65ZM56 64V66H57V63H55ZM58 64H60V63H58ZM116 66H115V65ZM153 64V65H154ZM155 64V65H156ZM187 64V65H186ZM199 64H198V67H199ZM213 64H214V66H213ZM217 64V65H216ZM237 64H239V65H237ZM249 64V65H248ZM8 65H10L9 67H8ZM38 65H40V66H38ZM47 64H45L44 66H46ZM61 65V66H62ZM105 65H106V63H105ZM109 65V63H107V66ZM114 65V66H113ZM129 65H128V67H129ZM152 65V64H151ZM152 65V66H153ZM154 65V66H155ZM172 65H174V64H172ZM180 65V64H179ZM186 65V66H185ZM219 65V67H217ZM222 65V66H221ZM229 65H227V66H229ZM237 65V66H236ZM15 66H18V67H15ZM54 66V65H53ZM59 66V65H58ZM110 65L108 66V68L109 67H111ZM161 66V65H160ZM210 66H212V67H210ZM226 66V67H227ZM236 66V67H235ZM242 66V67H241ZM6 67H8V68H6ZM10 67H15V68H17V69H19V71L17 72H14L13 70H15V68H13V70L11 71V68ZM39 67V69L38 70H40V68L42 69V70H40V71H35V70H37V68ZM48 67V66H47ZM50 67H52V65H50ZM132 67V68H133ZM173 67V66H172ZM171 67V68H172ZM179 67V66H178ZM195 67V66H194ZM216 67V68H215ZM33 68H36L35 70H32ZM46 68V67H45ZM97 68V69H96ZM108 68H107V73L109 72V70H108ZM131 68V67H130ZM154 68V69H153ZM158 68V69H157ZM180 68H181V65H180ZM188 68H189V70H188ZM200 68V67H199ZM198 68V69H199ZM204 68V67H203ZM207 69H208V67H206ZM211 68L213 69H218V70H216V71H218V72H221V73H217V72H215L214 70H211ZM29 69V70H28ZM57 69H58V67H57ZM206 69V70H207ZM46 71V73L44 72V71ZM67 70H69V71H67ZM97 70H99V71H97ZM185 70H187L186 72H185ZM196 71H197V69H195ZM201 71H202V74H204L206 71H204V73H203V69H200ZM204 70H205V68H204ZM211 70V73L209 72ZM41 71H43V72H41ZM51 73H50V72ZM137 71H140L141 72V74L138 72V74H140L139 76H138V74H137ZM146 71V72H145ZM153 73H151V72ZM226 71H228V70H226L225 69V71L224 72H226ZM231 71V70H230ZM100 72V73H99ZM102 72V73H101ZM143 72V73H142ZM178 72H180L179 74H178ZM198 72H200V71H198ZM215 72V73H214ZM224 72H223V77H225V75H224ZM235 72V71H234ZM50 73V74H49ZM103 73H105V74H103ZM146 75H145V74ZM170 73V72H169ZM197 73V72H196ZM207 73L204 75V76H206V78L205 79H209V78H207L208 77V75H207ZM15 74V75H14ZM149 74L151 75V77L153 76V78H154V76H155V78L154 79H156V77H157V80L155 81L153 78H149L150 76H149ZM156 74H157V72H156ZM235 74V75H234ZM165 75V74H164ZM200 75V74H199ZM199 75H196V76H198V78L200 77ZM212 75H214L213 77H212ZM141 76V77H142ZM174 76V77H175ZM113 76L111 75V78H112ZM166 77H167V75H166ZM184 77H187V76H184ZM189 77H187V79L188 80H186V81H188V82H186V83H188V85H189ZM194 78L193 79H195L196 77L195 76H193ZM201 77H203V76H201ZM57 79V80H55V81H57L58 82V84L60 85V87H58L60 90H57L58 88H57V86H56V84H55V82H54V79ZM145 78V77H144ZM143 77H142V80H145ZM158 78H161V81L163 82V81H166V83H164V84H166V85H164L163 83H160L159 84V82H157L158 81ZM197 78V79H198ZM214 78H213V82H214ZM217 78H219V79H221L220 77H217ZM231 78V77H230ZM235 78L233 79V80H235ZM114 79H113V82H114V84H115V81H114ZM150 79V80H149ZM153 79V80H152ZM205 79L203 78V80L205 81ZM223 79V78H222ZM221 79V80H222ZM225 79V78H224ZM153 82H152V81ZM178 80V81H177ZM227 80V79H226ZM225 80V81H226ZM140 81H141V79H140ZM160 81V80H159ZM170 82L169 84L167 83V82ZM184 81H185V79H184ZM184 81H181L182 83L184 82ZM193 81V82H192ZM192 81H190V82H192L193 83V85L195 84V81L196 80H192ZM220 80H217V82H219ZM230 82H232L231 80H229ZM228 80H227V82H229ZM0 82V83H1ZM135 82V84H133ZM197 82H201V79H199ZM206 82H207V80L205 81V83H203L202 82V84L201 83H199L200 85H198V84H196V86H198V87H202V85H204V84H206ZM217 82H215L214 83V86L213 87H217V86H215V84L217 83ZM142 83V82H141ZM148 83V84H149ZM185 83V82H184ZM181 84V85H183L184 87L186 86L187 87V89H185V90H187V91H189V90H193V91H191V95L189 96V97H196V96H198V95H194L193 96V92H195V89H192L191 87H193V88H196L195 87V85L193 86L192 84H190V89L188 88L189 86L188 85H186V84ZM209 83H211V84H213L212 82H209ZM209 83H207V84H209ZM223 84H225L224 82H222ZM2 84V83H1ZM220 84H221V82H220ZM222 84V85H223ZM226 84H230V83H226ZM141 85V84H140ZM143 85V84H142ZM147 85V84H146ZM210 85V84H209ZM209 85H207V86H209ZM1 86H3V85H1ZM131 86H133L132 88H131ZM147 86H149V85H147ZM147 86L145 87V85H144V87L147 89ZM150 86V87H151ZM168 86V87H167ZM212 86V85H211ZM225 86V85H224ZM14 87H16V88H14ZM140 87H142V86H140ZM167 87V88H166ZM178 87V89H177V91H176V93H178V91H181V93H182V91L184 90V87H183V89L182 90H180V85L179 86H177ZM204 87L206 88V86L204 85ZM221 87H223V86H221ZM228 87V86H227ZM226 87V88H227ZM2 88V87H1ZM0 88V89H1ZM4 88V87H3ZM218 88H220V87H218ZM224 88V87H223ZM225 88V89H226ZM13 89H14V91H13ZM16 89H19V91L20 90H22V92H24L23 93V101H24V95L25 96H27L28 98H30V97H32V99H34V101H35V99H38L39 100V102L38 103H40L41 104V106H42V110H44L43 111V113L44 114H47V116L46 117H48L49 119H51V123L52 124H50V123H48V126H46V124H43V126L45 127V128H43V126H42V122L43 121H45V120H43L44 118V114L42 113V110L41 109H38L37 107H39V106H34L35 108H37L38 110H36L34 107H32V105H33V103H32V99H28V100H31V103L29 102V101H27V99H25L27 102H28V105L30 104L31 106L30 107H32V108H27L28 106H27V104L24 106L23 104H25V102H23L22 100V102H23V104H20V103H18L19 101H17L15 98H17V95L15 96V93L14 94H12V92H15V90ZM130 89V90H129ZM132 89V90H131ZM173 89H175V88H173ZM199 88H197V90H198ZM208 89V91H210V89H214V88H207ZM225 89H223V90H225ZM3 90L0 92V93H4L3 92ZM12 91V92H10V95L8 94L9 93V91ZM140 90H141V88H140ZM143 91H144V89H142ZM141 90V91H142ZM176 90V89H175ZM175 90H174V92H175ZM200 90V89H199ZM202 90V89H201ZM205 90V89H204ZM203 90V91H204ZM229 90H231V89H229ZM136 91H138V90H136ZM142 91V92H143ZM147 90H145V92H146ZM148 91H149V88H148ZM147 91V92H148ZM150 91L151 92H157L158 93V91H157V88L153 91V88L152 89H150ZM162 91V89L160 88V92H159V94H158V96L160 95V93L162 94L163 92H161ZM215 91V93L214 92H209L210 93V95H208V93H207V95L209 96V98H207V99H209V100H205L204 98L203 99H200V102L199 101H197L199 98H201V97H203L202 95H205V96H207L206 95V92H207V90H205V94H203V92L201 93V92H199V93H201V97H196L197 98V103L199 102V103H201L202 102V100L204 101L205 100V102H207V105L205 104V102H204V104L203 105H206V107H202V109H204V111H202V112H200V110H197V109H199L202 105H200V107L199 108H197V107H194V106H196V101L193 99V100H191V98H190V100H189V98L188 99H186L187 101H188V104H187V106H182V105H185L184 103L182 104H180L181 106H179V108H177V105H179V103H176V106H174V103L175 102H179V101H177V100H179V99H176V97L174 98V99H176V101L173 103V105L172 106H174V109L175 108H177V109H179L180 110V113H181V115L183 114L182 113V111L184 110V108L183 107H185V108H187L186 110H184L185 112V115L187 114V112L189 113V114H191L192 115V118H195V116H199L200 117V122H198V121H196V125L194 124L195 122V119H190V120H192L191 121V125L190 124H188L189 123V120H187V119H189V118H191V117H185V118H183V117H179L178 116V114L176 115V114H174L175 116H177V119H178V117L179 118H181V120H185V121H181L180 119H178V120H180L181 121V124H183V125H185V127L187 128V129H189L191 126H193V124H194V126H193V128H190L189 129V131H188V133L186 134L185 133V135H186V137L183 139L182 137V139H183V143H186V144H193V143H198L200 140H202V139H204V140H210V138L211 137H213V135L215 134V132H218L219 130H220V128H219V130L218 131H216L215 129H216V127H215V125L216 124H220V123H222L221 124V126L222 125H224V124H226V123H224V122H218V123H216L217 122V120H219V119H221V120H223L222 118L225 116V113L224 112H227L226 114H228V111L230 110H232V108L230 109H228V111L226 110V108H222V109H224V110H226V111H224L223 112V110H221V103L220 102H223L224 101V98L222 97H218V95L221 93L220 91H217V89L216 90H214ZM226 91V90H225ZM225 91H222V93L223 94H226V93H228V92H225ZM18 92V90H16V93ZM58 92H60V94L58 93ZM129 92H128V94L126 95V97L129 95ZM134 92V94H135V90L133 91ZM133 92L132 93H130V94H133ZM140 91H138V93H139ZM141 92V93H142ZM165 92H167V90L165 91ZM187 93L186 91H183V97H180V99L181 98H183L182 99V101H184V95L186 96V95H188V94H185V93ZM230 92V91H229ZM261 92H260V94H261ZM18 93H20V92H18ZM155 93L152 95V96H149V97H147L148 95L147 94H145L146 95V97L145 98H148V99H146V100H149V98H150V101H153V99H152V97L153 96H155ZM175 93V94H176ZM180 93V94H181ZM198 93V92H197ZM136 94H137V92H136ZM168 94V93H167ZM170 94H172L171 92H170ZM174 94V93H173ZM172 94V95H173ZM174 94V95H175ZM236 94H233V95H236ZM248 94H252V96L249 98V96H248ZM255 94V95H254ZM259 94V95H260ZM262 94H264V93H262ZM261 94V95H262ZM5 95V94H4ZM14 97H12V96ZM120 95V96H121ZM140 95V97H142V99H143V101H145L144 99V97H143V95H144V93H143V95L142 94H137V96H139ZM142 95V96H141ZM144 95V96H145ZM151 95V94H150ZM172 95H171V97H172ZM221 96H222V94H220ZM254 95V96H253ZM257 95V96H256ZM34 96L35 97H37V98H34ZM133 96V95H132ZM136 96V95H135ZM134 97L135 99H137L138 100V97ZM158 96H156V98H157V102L159 103V102H161V101H158L159 100V98L161 97H159L158 98ZM167 96V95H166ZM170 96V95H169ZM168 96V98H170ZM176 96V95H175ZM178 96H179V94H178ZM181 96V95H180ZM204 96V97H205ZM229 96V95H228ZM228 96H227V98H225V100L226 99H228ZM22 97V96H21ZM20 97V98H21ZM118 97V96H117ZM128 97H130V96H128ZM139 97V98H140ZM217 97L218 98H220V99H218L217 100ZM224 97H226V95L224 96ZM262 97V96H261ZM123 98V97H122ZM123 98V99H124ZM133 98V97H132ZM167 97H165L164 95H162V102H166L167 100L166 99H168ZM173 98V97H172ZM177 98H179V97H177ZM206 98V97H205ZM230 98V97H229ZM234 98H236V100H234V103H232L233 102V100H231V99H234ZM234 98H232L231 97V99H229V100H231L232 102H230V101H228V100H226V101H228V102H226V101H224V104H225V102L227 103L225 106H230V105H235V101H237V96H235ZM130 98H128V99H126V100H129ZM134 99V100H135ZM141 99V98H140ZM140 99H139V101L137 102V103H139V102H142V100L140 101ZM161 99V98H160ZM171 99V98H170ZM19 100V99H18ZM37 100V101H38ZM65 100H66V102H68L67 103V106L68 107H71L72 105H73V107L76 109V110H78L77 112H76V114L77 113H80V114H78L79 115V117L81 116V114H82V110H83V112L84 111H86L87 112V114H86V116H85V119H86V121H87V123H86V121H84V118L82 117H80L81 119V121L83 120V122L86 124H83V122H81L80 120H78L79 122L78 123H75V122H73L74 120H73V118H72V122H73V125H70L69 123L67 124V121H66V117L67 118H69V120H70V117L69 116H67V115H69V114H67L66 115V112H68L69 110L67 109H65L64 107H66V103H65ZM116 100H117V98H116ZM118 100H120V103H121V98L120 99H118ZM126 100L123 102V103H126ZM132 100V99H131ZM133 100V101H134ZM136 100V101H137ZM221 100V101H220ZM238 100H240V98L238 99ZM264 99H262V101H263ZM36 101V102H37ZM115 101V100H114ZM149 101V102H150ZM169 101V102H168ZM167 102L168 103H171V101L170 100H168ZM181 101V100H180ZM220 101V102H219ZM257 100H255L254 102H256ZM261 101V100H260ZM21 102V103H22ZM65 103V106H63V104ZM113 102V103H112ZM131 102V101H130ZM145 102H148V101H145ZM154 102L156 103V101L154 100ZM173 102V101H172ZM186 102V101H185ZM230 102V103H229ZM238 102H243V101H238ZM251 102H253V101H250L249 102V108H248V102L246 103H244L243 102V104L245 105L246 104V106L247 107H245L243 104H240V106L241 105H243L242 107H244L245 109H247V110H249V112L247 113L246 112V114H248V115H254L255 113H256V115L255 116H258L257 115V111L259 110V108H260V105L259 104H261V106H263V104L262 103H259L258 104V102L259 101H257L256 103L259 105V107H258V105H257V110H256V105H255V107H253L254 105H253V103H251ZM57 103V104H56ZM86 103V104H85ZM117 103H119V101L117 102ZM132 103L133 102H131V105H132ZM152 103V102H151ZM164 103H161V104H164ZM187 103V102H186ZM232 103V104H231ZM250 103L253 105L252 107H251V105H250ZM20 104V105H19ZM68 104H72V105H68ZM134 104V103H133ZM136 104V103H135ZM135 104H134V106H135ZM141 104H143V103H141ZM154 104V103H153ZM153 104H148L147 103V105H149V106H151V105H153ZM160 104V103H159ZM172 104V103H171ZM171 104H164L163 105V108H165L166 109V107L168 106L169 108H170V105ZM223 104V105H224ZM21 105H23V106H21ZM36 105V104H35ZM75 105V106H74ZM87 106V107H85V108H83V106ZM119 105V104H118ZM127 105H130V104H127ZM144 105H146V104H144ZM157 105V108H159L158 107V104H154L153 106H156ZM239 105V104H238ZM27 106V107H26ZM77 106H79V108L77 109ZM138 107H140V103L137 105ZM160 106V105H159ZM221 106V107H220ZM53 107H56V108H53ZM112 107H114V108H112ZM130 107H132V106H130ZM148 107V106H147ZM147 107L145 108V106L143 107V106H141L140 108L142 109V108H144L145 110L147 109ZM231 107V106H230ZM233 108H235V106H232ZM67 108V107H66ZM112 108V109H111ZM139 108V109H140ZM151 108V107H150ZM168 108V109H169ZM171 108H173V107H171ZM183 108V110H181ZM238 108H239V106H238ZM242 109V110H245V109ZM253 109V111H250V109ZM255 108V109H254ZM53 109H56V110H53ZM117 109H118V107H117ZM120 109H121V107H120ZM123 109V108H122ZM133 109H135V107L133 108ZM138 109V108H137ZM138 109V111H140ZM143 109V112H145V114L144 113H142L141 115L143 116V114L145 115V118L147 117H149V116H151L150 115V113H146V112H148L147 110L145 111ZM149 109V108H148ZM154 108H152V110H153ZM156 109V108H155ZM154 109V110H155ZM160 109V108H159ZM164 109V112H165V114H166V111L168 110H165ZM173 109V111H174V113H175V111H177V110H174ZM237 109V108H236ZM264 109V106H263V108H262V110ZM72 110V109H71ZM101 110V111H100ZM104 110V109H103ZM116 110V109H115ZM114 110V111H115ZM151 111V114H153V112L156 114L157 113V111L155 112V111ZM171 109H169V111H170ZM196 110L197 111H199L198 113L196 112ZM240 110V109H239ZM246 110V111H247ZM254 110H256V112L254 113V114H249L250 112H254ZM73 111V112H74ZM113 111V112H114ZM137 111V112H138ZM142 111V110H141ZM149 111H150V109H149ZM161 111L163 112V110L161 109ZM169 111H168V115L172 112V111H170V113H169ZM107 112V111H106ZM106 112H104V113H106ZM116 112V111H115ZM118 112V111H117ZM161 112V113H162ZM164 112L162 113V115L164 114ZM235 112H238V111H234V113H231L230 112V114H231V116H233L232 114H234V116H236V117H230L229 119H233V118H236V119H233L234 121H237V122H240V121H246V120H248V121H246V122H249V117L248 116H245V112L244 111H242V113L241 112H239V113H235ZM244 112V113H243ZM70 113H72V111L70 112ZM85 113V112H84ZM103 113V115H106V117H108V115H107V113L106 114H104ZM109 113V112H108ZM141 113V112H140ZM176 113H178V111L176 112ZM179 113V114H180ZM201 113H203L202 115H201ZM241 113V114H240ZM258 113H259V111H258ZM75 114V113H74ZM135 114V113H134ZM157 114H159L160 115V111L157 113ZM157 114L156 115H154V117L155 116H157ZM164 114V115H165ZM200 114V115H199ZM238 114H240L239 116H238ZM260 114V113H259ZM264 114V113H263ZM262 114V115H263ZM70 115H73V114H70ZM77 115V116H78ZM111 115V114H110ZM110 115H109V117H110ZM138 115V114H137ZM147 115H149V116H147ZM158 115V116H159ZM174 115H173V113L171 114V115H169V118L167 117V115L166 116H164V117H167V118H164L163 116H162V118H164L165 119V121H167V120H169L170 119V117L172 118V116H173V119H175L174 118ZM184 115V114H183ZM188 115V114H187ZM75 116V115H74ZM73 116V117H74ZM158 116L156 117V118H158ZM190 116V115H189ZM194 116V117H193ZM228 116V115H227ZM242 116V117H241ZM255 116H253V117H255ZM260 116V115H259ZM34 117V118H33ZM45 117V118H46ZM79 117H78V119H79ZM100 117V118H99ZM105 117V116H104ZM103 117V118H104ZM105 117V118H106ZM108 117V118H109ZM138 117V116H137ZM139 117H140V115H139ZM152 117H153V115H152ZM151 117V119L153 120V121H155L153 118ZM160 117V116H159ZM199 117H198V119H199ZM238 117H240V119L239 120H237V118ZM74 118H76V116L74 117ZM99 118V119H98ZM135 118V117H134ZM141 118H143L144 119V117H141ZM150 118V117H149ZM149 118H148V122H149ZM226 118H228V117H226ZM225 118V120L224 121H227V122H229L228 120L229 119H226ZM258 118H260V117H258ZM263 118V117H262ZM47 119V118H46ZM111 119V118H110ZM137 119V118H136ZM140 119V118H139ZM142 119V120H143ZM158 119H160V118H158ZM157 119V120H158ZM167 119V120H166ZM177 119H175V120H171V121H176ZM244 119V120H243ZM99 120H101L100 121V123H99ZM128 120V119H127ZM145 120H147V119H145ZM162 120V119H161ZM197 120V119H196ZM232 120V121H233ZM258 120V119H257ZM77 121V120H76ZM106 121H108V119L106 118ZM125 121V120H124ZM151 121V120H150ZM164 121V120H163ZM170 121V120H169ZM180 121H176V123H174V122H172V124L174 123V124H176L177 126L176 127H179V125L177 124L178 122L180 123ZM188 121V122H187ZM234 121L232 122L233 123V125L235 124L234 123ZM260 121V120H259ZM86 127L85 128V130H84V132L81 130V123ZM102 122V123H101ZM108 122H111V120L110 121H108ZM107 122V123H108ZM120 122V121H119ZM118 122V123H119ZM152 122V121H151ZM231 122V121H230ZM251 122V121H250ZM264 122V121H263ZM45 123V122H44ZM80 123V124H79ZM115 123V122H114ZM154 122H152V124H153ZM160 123H161V121H160ZM160 123L159 124H157V122H155L154 124L156 125H154V127L157 129V131H158V135L156 136V139H158L159 141H161L160 143L161 144H163V146H164V148H167V145H165L164 144V142H166V141H168L169 142V137H168V132H166V130L167 129H165V128H167V127H165L164 126V124L163 123H161V125H160ZM165 123V122H164ZM168 123V126H169V124L171 123H169V122H166V124ZM216 123V124H215ZM242 123V122H241ZM245 123V122H244ZM256 123V122H255ZM75 124V125H74ZM78 124L80 125V126H78ZM112 124V123H111ZM110 124V125H111ZM137 124H139V123H137ZM147 125H151V124H149V123H146ZM163 124V125H162ZM165 124V125H166ZM171 124V125H172ZM250 124V123H249ZM248 123L246 124V125H249ZM50 125V126H49ZM68 125L69 126H71L70 127V129H68ZM183 125H181L182 127H183V130H184V126ZM190 125V126H189ZM243 124H241L240 126H242ZM251 125V124H250ZM217 126V125H216ZM228 126V125H227ZM239 126V125H238ZM252 126V125H251ZM257 126V125H256ZM258 126H259V123H258ZM257 126V127H258ZM263 126H264V124H263ZM111 127V126H110ZM113 127V126H112ZM115 127V126H114ZM118 127H119V125H118ZM146 127V126H145ZM171 127V126H170ZM169 127V128H170ZM173 127H175V125L173 126ZM181 127V128H182ZM222 127H224V126H222ZM262 127V126H261ZM82 128H83V126H82ZM155 128H153V129H155ZM168 128V129H169ZM172 128V127H171ZM44 129V130H43ZM49 129V128H48ZM110 129V128H109ZM116 129V128H115ZM136 129H139V128H136ZM151 129V128H150ZM180 129V128H179ZM178 129V130H179ZM192 129V130H191ZM263 129H264V127H263ZM103 130V129H102ZM173 130V129H172ZM177 130V132H180V131H178ZM180 130H182V129H180ZM49 131V130H48ZM81 131L83 132V133H81ZM119 131V130H118ZM171 131V130H170ZM176 131V130H175ZM185 132H186V130H184ZM184 131H183V133H184ZM223 132L224 131H226V130H222ZM173 132V131H172ZM221 132V131H220ZM182 133V134H183ZM49 134H51V133H49ZM169 134H170V132H169ZM177 134V133H176ZM180 134V133H179ZM259 134H261V133H259ZM81 135V136H80ZM112 135V134H111ZM115 135V134H114ZM114 135H113V137H114ZM146 135H148V133L147 134H145V136ZM174 135V134H173ZM178 135V134H177ZM218 135V134H217ZM216 135V136H217ZM258 135V134H257ZM262 135H263V133H262ZM51 136V135H50ZM50 136H48L47 135V138L48 137H50ZM52 136V137H53ZM122 136H123V134H122ZM121 136V137H122ZM149 136H151V134H149L148 135V137L147 138H149ZM172 136V135H171ZM183 136V135H182ZM216 136H214V137H216ZM220 138H221V136H222V134L221 135H218ZM226 136V135H225ZM224 136V137H225ZM259 136H261V135H259ZM52 137H51V139H52ZM124 137V136H123ZM143 137V136H142ZM175 137H176V135H175ZM180 137V136H179ZM227 137H229V136H227ZM226 137V138H227ZM262 137V136H261ZM264 137V136H263ZM46 138V139H47ZM84 138V137H83ZM86 138H85V140H86ZM115 138V137H114ZM118 138V137H117ZM120 138V137H119ZM226 138H223V140L222 141H220V142H224L225 141V139ZM247 138H249V137H247ZM44 139V140H43ZM52 139V140H53ZM55 139H56V142H55ZM80 139V140H79ZM120 139H122V138H120ZM150 139V138H149ZM170 139H172V138H170ZM175 139V138H174ZM212 139V138H211ZM228 139V138H227ZM262 139V138H261ZM50 140V139H49ZM52 140H50V141H52ZM85 140L83 141L84 143H85ZM115 140V139H114ZM157 140V141H158ZM212 140H214V141H218V140H216V138H214V139H212ZM264 140V139H263ZM79 141V142H78ZM118 141H120L119 139H118ZM158 141V142H159ZM173 141V140H172ZM244 141V140H243ZM247 141H249V140H247ZM55 142V143H54ZM89 142H87L88 144H89ZM121 142V141H120ZM181 142V141H180ZM117 143V142H116ZM173 143H175V140H174V142ZM179 143V142H178ZM218 143H219V141H218ZM225 143V142H224ZM224 143H221V145H223ZM50 144H51V142H50ZM50 144H49V141H47V144H46V142L42 145L43 147H40V148H43V149H45L46 148V145H48L47 146V148H48V150H50ZM51 144V145H52ZM71 144H75V147H73L74 149L72 150V146H71ZM78 144H80L81 146H79ZM154 144V143H153ZM172 144V143H171ZM199 144V146H202V145H200V142L198 143ZM202 144V143H201ZM227 144H229V143H227ZM245 144V143H244ZM264 144V143H263ZM92 145H90V150L91 151H93V146ZM173 145V144H172ZM177 145H179V144H177ZM185 145V144H184ZM194 145V144H193ZM197 145V144H196ZM212 145H214V143L212 144ZM212 145H211V147H212ZM221 145H219V146H221ZM234 145V144H233ZM246 145H248V144H246ZM24 146V147H23ZM26 146V147H25ZM70 146V147H69ZM91 146H92V148H91ZM114 146V145H113ZM166 146V147H165ZM168 146H170V143H169V145ZM189 146H191V145H189ZM207 146V145H206ZM210 146V145H209ZM235 146V145H234ZM21 147H23V149L25 150V155L23 154V155H20V154H18V156L19 157H21V159L23 158L22 156H25L22 160H20V158L18 159V158H15V156L17 155V153L18 152H20L22 149H21ZM82 147V148H81ZM86 147V146H85ZM172 147V146H171ZM170 147V148H171ZM174 147V146H173ZM181 147V146H180ZM217 147V146H216ZM226 147V146H225ZM238 147V146H237ZM245 147V146H244ZM46 148V149H47ZM69 148V149H68ZM88 148V147H87ZM94 148H95V146H94ZM178 148V147H177ZM183 148H185V147H183ZM186 148H188V146H186ZM192 148V147H191ZM190 148V149H191ZM202 148V147H201ZM206 148V147H205ZM21 149V150H20ZM71 149V150H70ZM193 149H196V148H193ZM198 150H199V148H197ZM207 149V148H206ZM24 150L22 151V152H24ZM167 150V149H166ZM175 150V149H174ZM178 150V149H177ZM183 150V149H182ZM187 150V149H186ZM192 150V149H191ZM215 150V149H214ZM214 150H210V151H208V152H213ZM219 150V149H218ZM217 150V151H218ZM91 151H90V154H91ZM172 151V150H171ZM201 151V150H200ZM203 151V150H202ZM89 152V151H88ZM87 152V153H88ZM175 152H177L178 153V151H175ZM194 152H196L195 150H194ZM41 153V154H40ZM93 153V152H92ZM197 153V152H196ZM199 153V152H198ZM39 154L41 155V157H39L38 158V156H39ZM79 155V157H78V155ZM82 154V155H81ZM181 154V153H180ZM183 154H184V152H183ZM185 154H186V152H185ZM184 154V155H185ZM202 154V153H201ZM208 154V153H207ZM209 154H211V153H209ZM208 154V155H209ZM215 154V153H214ZM89 155V154H88ZM92 155V156H91ZM90 156L92 157V159L94 158L93 157V155L94 154H91ZM187 155V154H186ZM194 155V154H193ZM192 155V156H193ZM198 156L200 155V154H197ZM43 156V157H44ZM82 156V157H81ZM87 156V155H86ZM180 156V155H179ZM205 156H206V154H205ZM82 159H81V158ZM91 157H90V160H92L91 159ZM181 157V156H180ZM183 157V156H182ZM186 157V156H185ZM184 157V158H185ZM196 157V156H195ZM17 159L18 160V162H17V160H16V162H15V159ZM45 158V157H44ZM51 158H52V155H51ZM79 158L81 159L80 161H79ZM183 158V160H185V159H189L190 161H193L192 163H194V160H191L190 158L191 157H189V158H185L184 159ZM197 158H199V157H197ZM196 158V159H197ZM210 158V157H209ZM209 158L207 159V160H209ZM214 158V157H213ZM213 158H210V159H213ZM38 159H39V161H38ZM49 159V158H48ZM54 159H52V160H54ZM177 159V158H176ZM192 159H194V158H192ZM201 159V158H200ZM14 160V161H13ZM50 160V159H49ZM84 160H86V158H84ZM90 160L89 159H87V162H84L85 164H87V171L89 170V175H91L90 177H92L91 179L94 181V179L96 178V177H94V175H93V173L96 171V170H94V167H93V163H95V161L94 162H90ZM199 160V159H198ZM261 160V159H260ZM182 161V160H181ZM188 161V160H187ZM186 161V162H187ZM37 162H38V164H37ZM43 162V161H42ZM198 162V161H197ZM196 162V163H197ZM45 163V162H44ZM176 163H177V161H176ZM180 163V162H179ZM179 163H177V164H179ZM187 163H189V162H187ZM187 163H185V165L187 164ZM192 163H190V165L192 164ZM198 163H200V162H198ZM206 163V162H205ZM53 164V163H52ZM85 164H83V165H85ZM181 164V163H180ZM15 166V168H16V171L14 170L13 172L12 171H10V169L13 167L14 168V166ZM40 165V164H39ZM51 165V164H50ZM83 165H82V167H83ZM95 165V164H94ZM183 165V164H182ZM184 165V166H185ZM9 167L8 169H4V168H7V167ZM86 166V165H85ZM37 169H36V168ZM186 167H187V165H186ZM185 167V168H186ZM190 167V169H191V166H189ZM184 168V167H183ZM36 169V170H35ZM55 169V170H54ZM76 169V170H75ZM52 171V170H51ZM86 171V172H87ZM94 171V172H93ZM12 172V173H11ZM45 172V171H44ZM47 172V171H46ZM45 172V173H46ZM83 172H85V171H83ZM80 173V174H79ZM42 174H43V172H42ZM52 174H51V176H52ZM95 174H96V172H95ZM45 175V174H44ZM58 175V174H57ZM59 175V176H60ZM87 175H88V173H87ZM40 176V177H39ZM44 177V176H43ZM47 177V176H46ZM49 177H50V175H49ZM42 178V177H41ZM56 178V177H55ZM43 179H45V178H42V181H43ZM47 180L49 181L50 179H48L47 178ZM53 179H51V181H52ZM59 180V179H58ZM85 181V180H84ZM87 181H88V179H87ZM84 183V182H83ZM82 183V184H83ZM88 183V182H87ZM94 183V182H93ZM96 183V182H95ZM53 184V183H52ZM82 184H81V186H82ZM85 184V183H84ZM41 185H43L42 187H41ZM88 185V184H87ZM91 185V184H90ZM241 185V184H240ZM48 186H50V184L48 185ZM52 186V185H51ZM93 186V185H92ZM46 187V186H45ZM45 187H44V189H45ZM54 187V186H53ZM56 187V186H55ZM89 187V186H88ZM88 187H86L85 188V190L88 188ZM241 187V186H240ZM91 189V190H90ZM90 191L91 192H89L90 194H88V195H90V197H92V195H93V193L95 194L96 193V191L94 192V189H96V187L94 188V187H90ZM242 189H244V188H242ZM80 190H81V188H80ZM79 190V191H80ZM82 190H83V188H82ZM45 191V190H44ZM86 192V191H85ZM44 193V192H43ZM46 193V192H45ZM77 193H79V192H77ZM92 193V194H91ZM72 196V197H71ZM74 196H75V194H74ZM81 196V195H80ZM94 197H95V195H93ZM15 197H19V198H16V199H18V201L20 200L21 201V203H20V201H19V203H18V206H15L14 208H12V207H10L8 204L13 200V199H15ZM49 197V196H48ZM53 197V198H54ZM76 197V196H75ZM93 197V198H94ZM47 198V197H46ZM71 198V199H70ZM74 198V197H73ZM77 198H79V197H77ZM43 199H45V201H43ZM74 199H76V198H74ZM74 199H73V201H74ZM47 201H48V199H47ZM78 202V201H77ZM79 202H81V204H82V201H79ZM89 202H90V199H89ZM43 203H44V205H43ZM20 204V205H19ZM83 204H84V202H83ZM82 204V205H83ZM45 206V207H44ZM49 206V205H48ZM44 208H46V212L43 214V209ZM54 208V207H53ZM53 210V209H52ZM51 210V211H52ZM50 211V212H51ZM85 211V210H84ZM55 212V211H54ZM53 212V213H54ZM52 213V212H51ZM51 213H49V214H51ZM56 213V212H55ZM76 213V214H75ZM82 213V212H81ZM53 215V214H52ZM77 217H76V216ZM81 215L82 214H80V217H81ZM52 217V216H51ZM87 217H88V215H87ZM48 218H49V220H48ZM79 218V217H78ZM56 219V217H55V220H57ZM87 219V218H86ZM77 220V221H76ZM81 220V219H80ZM52 221H53V219H52ZM49 222H51L50 224H48ZM58 222H56V223H58ZM88 222V221H87ZM96 222V221H95ZM90 223V222H89ZM58 224V225H59ZM88 224V223H87ZM95 224V223H94ZM89 226V229H91V231H92V228H94V226H93V223L91 224H89L88 225ZM91 226H92V228H91ZM60 227V226H59ZM62 228V227H61ZM53 229H54V227H53ZM89 229H86L88 232H89ZM85 231V230H84ZM90 231V232H91ZM55 232V231H54ZM65 232V233H66ZM96 235V234H95ZM67 236V235H66ZM69 236H67V237H69ZM94 236V235H93ZM92 237V236H91ZM70 238V237H69ZM89 238V237H88ZM57 239V238H56ZM67 239V238H66ZM81 239V238H80ZM91 239V241H92V243H91V245L93 246V242H94V238L92 237V238H90ZM97 239V238H96ZM68 240H70V239H68ZM57 241V240H56ZM55 241V242H56ZM81 241V240H80ZM62 242V241H61ZM96 244V243H95ZM71 245V244H70ZM33 247H36V249H37V251H36V249L35 248H33ZM90 247V246H89ZM30 248H32V249H30ZM33 249H35V250H33ZM95 249V248H94ZM33 250V251H32ZM34 251H36V253L34 252ZM83 251V250H82ZM97 252V251H96ZM95 253V252H94ZM79 254V253H78ZM79 255H81V252H80V254ZM77 257H75L76 258V260H79L80 258L78 257V255H76ZM90 257V256H89ZM95 257V256H94ZM68 260V259H67ZM217 260V259H216ZM59 261H61V260H59ZM92 261V260H91ZM42 262V263H41ZM44 262V263H45ZM82 262V261H81ZM43 263V264H44ZM50 264V263H49ZM59 264V263H58ZM60 264H62L61 262H60Z\"/></svg>","mask_w":264,"mask_h":264}]
</instances>
